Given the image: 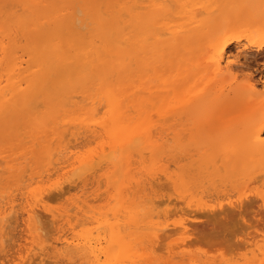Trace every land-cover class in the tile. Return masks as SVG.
<instances>
[{
	"label": "rangeland",
	"instance_id": "rangeland-1",
	"mask_svg": "<svg viewBox=\"0 0 264 264\" xmlns=\"http://www.w3.org/2000/svg\"><path fill=\"white\" fill-rule=\"evenodd\" d=\"M3 1L0 0V2H2V4L0 3V17H1V19H3V18H5V19H4V22H3V20L0 19V21H1L0 25H2L1 27H3L5 30H9V31H7V33H6V31L4 29L1 30V32L5 31V32H2V34L4 33V36L2 35V37H5V38L2 39L0 36V53L3 52L2 54H0L1 55L0 56V60H1L0 61L1 62L0 63V74L6 73L5 69L12 62L19 63L20 64V66H19V69H20L19 73L20 74L17 77V79L22 80L21 88L24 90L23 93H26V92H27V94L29 93L28 98H31V99L36 97L32 100L29 99L28 101L30 102V101L38 100L36 102L37 103L39 102V103L38 104L34 103V104L36 106V109L38 108L37 107L38 105L42 104V105H40V107L37 110V111H40V112H38V115L40 116L41 113H42V115L40 117H38L36 113H33L34 110L30 109V107L32 105L28 106L30 110H27L28 107L26 104L21 107L20 105L23 104V102H22L23 100L21 101V98H16V100L11 99L9 102L10 103L13 102V103L7 104L8 111H5L6 113L4 112L3 109H1V111H0L1 116L3 115V117H2L3 119L0 118L2 120V121L0 120V125H2V126L5 125V127H4L5 130H8L6 132L7 134L5 133L4 128H2L3 130L0 131V132L4 131V133L3 132L0 133L1 134L0 135V159L4 160V161L0 160V163L2 162V164H3V165L0 164L1 172L4 168L7 169L4 173V175H2V173L0 172L1 178L3 177L2 180L0 179V209L1 208L2 209L7 208L6 214H5L6 216L3 217L2 220H0V224L2 225V226L0 225V229L2 228L0 230V264H49V263L54 264L57 261H58L57 264H59V263L64 264L65 262H66L65 264H69L66 257H64L62 259V256H59L58 254H56L57 252H56L55 246H57V245L59 246V244L56 243V239L59 237V235L62 237H67L68 239H70V237H73V234H74V236L75 235L79 236V235L88 234L93 245H95L97 243H101V246H103L105 244V242L107 241V236H108V232H109L108 230L110 228L109 225L114 226L119 231V233L123 237V241L125 242L126 245H130V251L127 253L126 257H124L121 260L122 262L112 261L111 264H264L263 254L261 255L260 250H259L260 249L259 246H261V245H263V248H264V210L262 208L264 205L261 202L262 198H264V196H263L264 195V171H263V173L260 172V170H264V168L261 169V167H260L261 165L260 166L258 165L260 167V170L257 168L255 169V167H256L255 166V167H250V169L254 168L253 170H249V168H248V171L247 170L244 171L246 173L248 172V174H249V171H250V174L253 172V174H251V175L249 174L251 178L253 176H256V174H257L258 178L253 177L254 178L253 179L254 181H253L252 179L250 180L249 176L245 179L244 177H246V176L243 177L242 173L241 172L239 173V170L234 169L233 172L229 173L230 168H228L226 165H225L226 166L225 167L222 163H220V164H222V167L224 166V168H225L224 170L226 172L228 171L227 173L231 174L230 176L232 178L233 177L236 178V179L235 178L232 179L228 174V176L231 178V181H232L231 182L229 180L230 178L228 177L229 178L228 180L230 181L229 182V181H227V178L222 177V179H221L220 176L223 175V172H225L223 170L221 171V168H222L221 166L219 168L218 174H216L215 177L213 174L214 172L215 173L217 172L214 169L218 170V168H217V166H216V168L215 167L213 168L212 165L213 164H214V166L217 165L216 162L218 163V161L223 162L222 160H219V158L222 159V157H220L221 155L219 156V154H218L217 157L215 156L216 153H218V152L220 154H222V149L220 148V146H219L220 150L217 148L218 144L219 143L221 144V142L217 143V145H216L218 152L216 149V153L214 155L215 157H213L209 161H207V159L205 161V160H203L204 157L201 156V155H203L202 151L208 149V148L205 149V147H209V145L211 146L210 143L208 144L209 139H208V141L206 139L211 137V136L213 137L217 132L222 133L223 130H221L217 127V125L220 122L238 123V122L243 121V119L249 115L264 113V99H263V96L261 94L262 91L264 90V88L262 87L264 84L261 85V83H260L261 80H263V83H264V46L260 51H256L255 44L252 43L255 41H259L261 38L264 37V0H262V1L257 0L258 2L256 0H254V1L253 0H245V2H246V3L244 2L245 5L248 3V1L250 2V4L262 2L261 3L262 5H260V7H259V5L256 4L254 7L253 5L248 4L249 8L245 5H244L245 7L240 6L239 7L240 10H238L237 13L234 12L237 15H234L229 8L225 9V7L222 6L223 4H221L222 7L220 6V8L218 10L219 6L217 7L216 2L219 0H216V2L214 1L215 2L214 6L216 4V6H215L216 9L214 8L213 3H211L212 0H211V2L208 0H207L208 2L206 0H204V1L202 0L203 2L200 0H197V1L191 0L193 3L190 2V0H180V2H179V0H174V1L171 0V1L167 2V3H170V4L173 3V4L170 5L172 8L169 5H166V9H169V10H167V13H169L170 16L165 18V20H163V22L166 21L167 24L170 23V27H171L170 30L171 31H176V32L183 31L182 29H184L186 26L190 25V24L189 25L185 24L186 25L185 26L184 23H187V22L192 23V20H194V22H193L194 26H193V24H191L189 26L191 28H189V29H193V28L195 29L196 27H198V25H195L196 24L195 22H198V23L200 22V21H198V19H200L201 15L202 16L206 15V16H211V17L214 16L213 14H215V13H212L211 12L212 10L209 9L210 8L209 6H211V5L213 6V8L215 9V11L217 13L218 12L219 13L221 12V13L217 14V15L215 14V16L213 17V20L211 19V21L208 18L206 19V21L209 20L208 22H210V23H212V21H213V24L215 25V27H212L213 29L207 28L209 31H207V29L205 27V26L208 27V25H206L208 22L204 21L205 26L202 25L203 26L202 29H205L203 31L205 32L206 35L204 34L203 40L199 39L201 42L202 41L203 42L201 44H198L199 45L198 49L194 50V47H196L198 45H196V43L193 44V42H192L191 47L187 48L188 52H187V50L186 51L182 50V52L180 50L177 54L178 56L174 55V54H171L169 56V54L171 52L169 54H167L168 53L167 50H166L167 53L165 52V50L163 51V54H164V52L167 54V57H165V54H164V56H163L164 60H167V58H168L169 61H171L170 69H169V67H167L166 62H165V64H163V62H164V60H162L163 58H159L161 61L159 59H157L156 61L152 62L153 63L152 64L153 69L148 68L147 73L143 72L144 69L140 68V66H139V68L142 69L141 70L142 72L139 71L140 70L139 68H138L139 70L136 71V65H135L136 62L133 61L135 66H133V64H132V66L134 68H131V70H132V74L134 73V76H136V77L133 76L132 81L137 82V84L134 83V85H133L134 87H132L131 89L134 91L136 89L138 91V92L135 91L137 94L135 97L136 101L134 102L133 105H131L133 103V101L132 102L128 101V100H134V99H132V97L135 96V94H134V96L132 95L130 97L131 99H127V101L125 102L124 107H126V108L123 107L124 109H122L124 116H126V117L129 116L127 118H128V121L130 123H135L138 121V119H139V108H138L139 106H138V104L141 103V101L144 99L145 96H146V98L149 96V94H146L148 92L144 91V89H143L144 86H146L144 84V82L146 81V79H148V76L151 78L154 77L152 82H151V87H152V89L154 88V90L151 92H154L153 95L155 94L154 97L156 99V100L155 99L152 100V107H153V104L155 105V103H156V105H157L158 100L156 97H158V96L156 94H157L158 90L161 91L162 88H163L162 91L165 90V92L162 93V94H164L162 96L165 98L166 101H168L170 99V97L174 96L172 93V88L175 87L176 84L173 83V80L176 78L177 73H176L175 68L173 66H178L181 69L182 68L185 69L186 66H188V64H190L191 66L189 65L190 66L189 68H191L192 63H193L191 61L193 59H194L193 60L194 62L195 61L198 62L200 59L202 60V58L204 57V55L206 53V50L209 49L208 51H210L209 46H211V45H209V44H211V43L214 46V45L222 42L225 37H227L228 39L230 36H231V38L238 37V41L237 42L233 41L230 44H228V46L226 47V50H225L226 55L230 59L233 58L235 60V62L233 63L234 67L230 68V71H228V72H223L222 75H220L217 78L212 77V76L210 77L209 74H203L202 76L198 77L200 75V74L198 75V72L200 73L201 70L199 71V69L197 70V69H195V67L194 68L192 67V71H194V70L198 71V72H195L196 75H198V76H196L193 80H191V83L193 84L192 81L195 80L194 81L195 82L194 90L198 91L200 93V95H202V97H203V100H201L199 102L198 106L195 107V109H194L195 115H197V117L201 116L200 120H198V122H196L197 118H195V116L193 115L194 117L193 116L191 117L190 123L188 121L189 119L185 120V118H183V121L179 120L177 122L178 119L173 118L174 119L173 120L170 117V115H172L171 113H166L169 116H166V114L164 115L167 118L169 117L168 119L166 118V120H165L164 116L159 117V116H157V114L154 110L150 111L151 113L153 112L152 114L149 112L151 117H154V115H155V118L151 119L150 129L151 128L152 129L151 130L149 128L147 129V136L150 137V139H149V141L142 139V143H140V145L144 144V147L146 149H144V147L141 149L142 146L141 147L137 146L136 148H134L135 146L133 145L134 147H130L131 149L133 148L132 149L133 152H132V150L130 148H127L125 151L126 155H125V152L123 153V157H124V155H125V157L121 158L123 160L119 159L120 162L118 161L117 165H116L115 161L110 159L112 157L108 158V156H111L108 153L113 152L112 151V149L114 150L113 146H116V145L113 144L112 139L106 134L105 127H103L106 123H108V121H107L108 120V107L106 105L104 96L102 95L103 87H102V85L99 84V80H95V79L91 80L92 78L89 77L90 75H87V77L89 79L84 77V81H82V82L80 81V83L75 84L76 87H78V88H76L75 85L71 83V84H69L70 86H68V88L66 87L67 90H66V88H64L65 92L62 88H58L55 86V84H57V83L59 84L65 78L62 75H65V76L68 75L67 70H66V73H64L65 71L63 69H66L69 66H73V65H69L72 62H71V60L66 59L67 56L72 55V56L77 57V56H79L78 53H80V55H81L83 50L86 51L85 48L83 46H81V44L76 45V47H77L76 48V47H74L76 44L75 42L68 41L69 43L71 42V44H68L64 38L61 39L62 42H60L61 43L60 45H61V47L65 45L64 48H65V52L67 53V54L64 53L62 55L64 57V59H66L64 61V63H67L66 64L67 67L63 64V66H65V68H63L62 71H60L61 73L59 72L60 74L59 73H56L57 75L54 74L56 76L55 80H54V75L50 76L51 78L53 77L52 79L54 81L51 78H49L48 83H50V80H51L52 83L55 82V84H53L54 86L51 85V83L47 84L49 86L46 85V88L48 89L50 87L51 90L47 91L45 88V89H41L38 92L39 86L38 85L36 86V84H38V82L36 81L35 83H33L29 79V77H31L33 75L32 73L34 72V70L37 71L39 69L38 64L40 62H41L40 67L45 68L48 65H50L48 63L46 64V61L43 60V57H39V56H41V54H40L41 51L43 49L44 50L47 49L49 46L51 49L52 47H54L53 45L56 44L55 42L60 41L58 39L59 37H58L57 33L55 32L56 27L54 26V20L49 18L48 15L52 11H55V12L57 11L58 13L57 14L55 13V16L58 18L64 17L66 19L72 13H73V15H75V16H73V18L77 17L78 20H80L79 19V17H80L81 20L82 21L85 20L83 22H85V24L88 23L87 26L90 27L88 29L86 27H81L82 30H81V28L79 29L81 32L80 34L83 37L86 36L84 38H87V37L92 38V36H93L94 43L95 42L97 43L95 45H98V43L102 42V40H100L97 37V32L91 28L92 25H91V23L88 22L89 19H88V16L85 15V13H90V10L91 11L93 10L94 12L97 11L98 13H100L99 11L102 10V7L103 6L105 7V5L102 4V2H104V1L106 2V0H102V1L100 0L101 5H100L99 1L96 2V0H92V1H90V0L89 1L88 0L87 1L86 0H77L78 2L76 0H75L76 2L74 0H58V1L57 0H44L42 3H40V5L42 7H44V12L42 13V15L39 14L37 19H35V20L33 19L34 18V15L32 13L33 8L30 7L29 4H26L25 0L24 1L20 0L19 1L20 4L17 0H14L17 2V4L14 3L13 0H11V1L10 0H8V1L3 0ZM56 1L59 2L58 3L59 5L58 4L55 5ZM221 1L219 3L223 2V1L222 2ZM8 2H10L11 4ZM90 2L91 3L93 2L97 6L100 5L101 7L99 8V11H98V8L96 10V6L91 5ZM199 2H200V4H202V3L203 4L200 6ZM205 2H206V4H205ZM12 4L13 5L15 4V5L13 6ZM204 4L206 6L208 4V6L206 7V6H204ZM45 5H46V7H45ZM81 5H83V7ZM180 5H181V8L179 7ZM187 5L188 6L192 5V7L190 6L191 9H188L189 7H187ZM15 6H16V8H15ZM79 6H81V7H79ZM89 6L90 7L93 6V7L90 8ZM195 6L196 7L198 6L197 7L198 9L195 8V11H194ZM202 6H204L206 9ZM2 7H3V9H2ZM4 7H7L9 10H5ZM11 7H13V8H11ZM199 7L201 8V11H203V13L205 12L204 15H203V13L201 14V12L199 11L200 10ZM18 8H20L21 10L19 9L20 10L19 12L16 11L17 15L19 13L22 15L23 12H24V15H22V17H21V15H18V17H17L18 20H17L15 13H13L15 15L14 17H12L10 15L12 14L13 11L17 10ZM25 8H26V10H25ZM52 8H54L55 10H53ZM105 8H103V9H105ZM185 8H187V9H185ZM51 9H52V11H50ZM114 9H116V8H114ZM208 9L210 10L209 13H211V15L207 14ZM10 10H11V12H10L11 14H9L8 16H5L7 14V12ZM75 10L76 11L78 10V12H80L81 14L83 12V15H81V14L77 15L76 14L77 12H75ZM83 10H85V11H83ZM177 10H178V12H177ZM188 10H190V11H188ZM191 10H193L196 13L193 14V11H191ZM28 11H30V12H28ZM60 11H61V13H60ZM93 11H92V14H93ZM104 11L106 12V9ZM104 11L102 10V12H101V15H103V16L105 14ZM185 11H188V13H184ZM2 12H3V14L6 13L3 18H2V16H3ZM180 13L182 15L183 14L184 15L186 14V15L184 17L181 16L182 17L181 18L179 16ZM198 13H199V15H197ZM230 13H232L234 16H232V14H230ZM1 14H2V16H1ZM63 14H66V17H65V15L63 16ZM106 14H108V12ZM106 14H105V16H106ZM174 14H179V15L175 16ZM190 14H192V16L193 15H196V16L192 17V16H190ZM252 15H254V16L256 15V16L254 17ZM24 16H26V18ZM82 16H83V19H82ZM29 17H30V19H29ZM108 17H109V15H107V18ZM188 17H189V19H186ZM197 17H198V19H195ZM211 17H209V18H211ZM7 18H8V20H7ZM13 18L16 19L17 21H15ZM23 18H24V21L21 20ZM234 18H235V20H234ZM19 19L21 20L20 23L18 22ZM221 19L222 20L224 19V22L228 19L227 25H226V23L224 24V22H222L224 25H226L225 29H223L224 28L223 25L221 26V23H220ZM27 20L28 21L31 20L30 21L31 23H32V21L34 23L36 22V24L38 22L39 23L37 24V26H36V24L31 25V23H29ZM175 20H177V21H175ZM183 20H185V21H183ZM203 20H205V19H203ZM80 21H78V22H80ZM176 22H178L179 24H175ZM181 22L183 25H181ZM26 23L30 24V26L28 25L29 26L28 27ZM44 23H45V25L47 24V26H45ZM201 23H202V21H201ZM11 24H12V26L10 27ZM13 24H14L15 28L17 27L16 29L13 27ZM25 24H26V27H28V29H26V27H25L26 31H25V29H22V28H24L23 26ZM43 25L46 28L43 27ZM255 25H257V27L259 29L263 30V31H261V34H263V35H261L258 32L253 33V30L259 31V29H257ZM168 26H169V24H168ZM216 26L218 28H216ZM1 27H0V29H2ZM31 27H36V30L31 28ZM221 27H223V28H221ZM12 28L14 29V32H12L13 31ZM174 28H175V30H174ZM214 28H216V32H213V31H215ZM18 29H20V30L18 31ZM86 29L89 31H86ZM178 29H180V30L178 31ZM217 29L220 31L222 30L220 33L224 32V31L225 32L222 33V35L220 34L221 36L220 35L217 36V34H218ZM15 30H16V32H15ZM21 30H23L24 32ZM38 30H39V32H38ZM36 31L40 34L38 35ZM201 31L202 30L200 29V32ZM203 31L201 33H204ZM206 31H207V33H206ZM11 32L14 33L15 35H18L19 32H21L20 33L21 35L19 34V37L17 39V38H15L14 34H11ZM212 32H213V34H210ZM250 33L253 35H251ZM257 33L259 34L260 37L261 36L262 37L258 38ZM5 34H7V36ZM8 34H9V37H8ZM35 34H36V36H35ZM85 34H87V35H85ZM207 34H208V40H207V37H205V36H207ZM25 35H27V36H25ZM42 35L44 37H42ZM54 36H55V39H54ZM28 37H30V40ZM52 37H53V39H52ZM9 38H12V39L9 40ZM19 38L22 41L21 43H19L20 42ZM38 38H40V40H39L40 42H38V40H37ZM209 38L210 39L213 38V39L210 40ZM214 38L216 40H214ZM96 39H97V41H95ZM12 40H14L13 43L16 41L15 45L18 42L16 47L14 46V44H12ZM99 40H100V42H99ZM204 40H206L207 42L206 41L204 42ZM220 40H222V41H220ZM33 41H35L36 43ZM200 41H198V42H200ZM212 41L213 42L217 41V43L213 44ZM31 42H33V43H31ZM208 42H209V44H208L209 46H207ZM5 43H6V45L7 44L8 45L6 46ZM25 43H27L29 45H27ZM66 43H67V47H66ZM23 44H24V46H23ZM30 44H33V46L36 44L39 48L41 47V49H39L40 53L37 50L38 48H36L37 46L34 47L32 53L34 52V50H36L35 51L36 53L35 52L34 53L36 55L39 54L37 56L39 57V60H42V61L39 62V60H38V63H35V62H37L38 57L34 56L35 54H31L32 49L30 50L29 48L30 47L32 48L33 46H31ZM44 44H45V46H44ZM100 44H102L100 47H98V46L96 47L94 45V48L97 50H102L101 48H103V43H100ZM10 45L14 46V47L9 48L8 46H10ZM25 45H26V47H25ZM70 45H71V49L68 50V48H70ZM204 45H205V47L203 48ZM22 46L24 47V50H23ZM27 46H29V48H28L29 50L25 52ZM72 46H73L74 50L72 49ZM2 48H4V49H2ZM14 48L15 49L17 48L16 49L17 51ZM78 48L79 49L81 48L82 52H81V50H77ZM205 48H206V50H205ZM19 49L22 51H20ZM203 49H204V51H203ZM8 50H10L11 52H8ZM13 50H14V52H13ZM71 50L74 51V53ZM75 50H76V52H75ZM27 52H29L28 53L29 56L35 57V58L33 57L34 61L32 60L33 58H29L26 60V58H28V57H26V56H28ZM184 52L185 53L187 52L186 55L183 54ZM200 52H202V53L200 54ZM5 53H6V55L7 54L8 55L4 56ZM13 53H14V55H13ZM197 53H198V56H197ZM18 54L20 56H21V54L26 55V56L22 55L20 57V56H18ZM201 55H202V57H201ZM253 55H256V57L254 59H252ZM11 56H12V58H10ZM101 56H102V54H101ZM180 56H181V58L184 56L186 58V59H184L185 61H183V59L181 60ZM4 57H7L8 59L7 58L5 59ZM174 57H175V60H173ZM199 57H201V58H199ZM245 57L247 60H245ZM77 58H79V57H77ZM3 59H5L6 61H4ZM111 59H109V60L112 61L113 59L112 60ZM30 60H32L33 62ZM186 60H190V61L187 62ZM21 61H22V63H21ZM25 61H27V62H25ZM28 61H30L34 67H35V65L36 66L38 65L37 66L38 69L36 67L35 68L31 67L32 65H30V63H28ZM181 61H183V62H181ZM199 62H200L199 67L200 66L202 67L203 66L202 61H199ZM44 63L46 64V66H43V65H45ZM182 63H184L183 64L184 66L182 65ZM4 65H6L7 67H5ZM113 66H114V64H113ZM159 66H160V68H159ZM23 67H24V69H23ZM49 67L50 66H48L47 68H49ZM94 67H96L98 69L100 68L102 70L107 69V68H105V66L102 67V65L100 63H97L96 65H94ZM137 67H138V65H137ZM115 69H116V67L113 68L112 70L108 69V71L106 72V73L111 72L109 74L112 75L111 76V75L107 74L109 77L107 80L108 87L116 88L123 83H126V84L131 83V81H129V80L125 82V80H127L125 77L126 74L122 70L121 71L123 73L120 71L119 72L121 74H123V76H121V74H117L116 73L117 69H116V71H115ZM112 71H115L114 72L115 74L114 73L112 74ZM30 72H32L31 73L32 75H30ZM158 72H159V74H158ZM81 74H84V73H81ZM171 74L173 76H170ZM58 75L60 78H61V76L64 77V78H61L60 82H58V80H60V79H57V78H59ZM73 75H74L73 73L69 74L68 75L69 79H74L75 75L74 76ZM113 75L115 76V78ZM72 76H73V78H72ZM82 76H84V75H82ZM169 76L170 77L175 76V78L169 79ZM110 78H114V79L112 80ZM156 78L158 79L159 82L157 81ZM134 79H136V80H134ZM163 80L165 81V83ZM169 80L171 81V83L169 82ZM113 81H115V82H113ZM166 81H167V83H166ZM156 82H158V83H156ZM160 82L161 83L163 82L164 85L160 84ZM26 83L28 85L33 83V85H35L34 89L36 90V88H37L38 90L33 91L32 88H29L30 86H28V88H27ZM180 83H183V81H181ZM250 83L255 84V86H254L255 90H257L258 92H253L251 90V88L249 87ZM114 84L116 85V87L114 86ZM158 84L161 86H159ZM154 85H156V86H154ZM168 85L171 86L170 89H168L169 88ZM177 86H180V84H178ZM193 86H194V84H193ZM24 87H26L27 90L24 89ZM72 87H75V89H73ZM90 88H92V89H90ZM158 88H160V89H158ZM53 89H54L55 93L54 92L52 93ZM68 89H70V90H68ZM167 89L171 90V92L168 91ZM44 90L47 92L43 93V92H45ZM49 91H51V93H49ZM56 91H58V93H56ZM30 92L32 93V95L34 97L33 96L30 97V94H31ZM34 92L35 93L37 92L36 93L37 95H35ZM94 92L96 93L95 95H94ZM169 92H170V94H169ZM201 92L203 94H201ZM27 94H24V96H25L24 98H27ZM38 94H40L39 95L40 97L38 96ZM65 94H67L68 97ZM73 94L75 95V97L71 96V98H69V96L73 95ZM53 95L54 96L56 95V96L54 97ZM76 95H77V97H76ZM158 95H160V94L158 93ZM37 96H38V99H37ZM93 96H94V99H93ZM52 97H54V98L51 100L50 98H52ZM60 97H61V99H59ZM137 97H140V98H137ZM57 98L59 99V101H61L65 98V100H67L66 102L69 101L68 103L70 105L72 104L73 106H70L67 104V106L69 108L67 106L64 107L65 101H64V104H62L61 103L62 101L58 102ZM75 98H77V99H75ZM78 98H79V100H78ZM81 98L82 99L84 98L83 102L81 101L82 100ZM17 99H19V100H17ZM138 99L140 100V102L137 101ZM49 100H51L52 102H50ZM77 100H78V103L76 102ZM88 100H89V102H88ZM94 100H95V102H93ZM19 101H21V102L19 103ZM70 101H72V102H70ZM137 102H138V104L136 105ZM261 102H263V106H262ZM46 103H48V104H46ZM79 103H81V104H79ZM82 103H86L87 106L82 104ZM88 103L89 104L91 103V104L88 105ZM126 103L127 104L130 103L131 106L130 105H129L130 107L126 106ZM61 104L63 107L61 106ZM44 105H48L49 107L48 106L45 107ZM96 105H98V107L100 109H98V107ZM16 106L18 108V112L21 111L22 109L23 110L25 109L24 112H22L23 110L21 111V113L19 112V115L16 114L17 116L14 114L15 112L13 110V108L14 107L16 108ZM41 106L43 109L41 108ZM90 106L92 108H94L93 111H92V109H90ZM133 106H135V107H133ZM33 107H34V105L31 108H33ZM50 107H52V108H50ZM54 107H55V109H54ZM17 108L15 109L16 112H17ZM59 108L62 110L58 111ZM95 108H97V109L95 110ZM130 108L134 109L135 111L132 110L133 112H131ZM150 108H151V104L147 103V110H149ZM7 109H5V110H7ZM126 109L129 110V113L131 112V114H133V116H134V117L132 116L133 118L131 117V114H127L128 111H126ZM41 110H42V112H41ZM90 110L92 112L97 111V113L91 114L92 112ZM11 111L13 112L14 115L11 113ZM9 112L11 113V115ZM63 112H64V114H63ZM22 113H24V114H22ZM28 113H29V115H28ZM33 114H36V115H33ZM46 114L49 116H47ZM55 114H56V117L60 114L59 117H57L58 120L57 119L55 120V116H54ZM4 115H5V117H4ZM24 115H26L27 121H26L25 117H23ZM8 116H9V118L11 117L10 121L13 120L15 116L17 117V119H18V117H20V116L21 117L18 120L15 117V119L13 120L14 122H12L10 124L9 123L10 121H8V122L6 121ZM31 116H33V117L31 118ZM34 116L38 117L37 118L38 120L37 119L33 120V121L28 120V118L34 119ZM104 118L106 120L105 121L106 123L103 121ZM162 118L164 120H162ZM170 118L172 119V121H174V122L176 121L177 123L176 122L174 124L171 123L172 121L170 120ZM4 119H5V122H4ZM46 120L49 121L48 124L50 126H48V124H45V122H47ZM154 120H155V122H153ZM158 121L160 123L163 122L164 124L163 123L160 124ZM2 122H4V123L1 124ZM18 122L20 123V126H19ZM50 122H52V124H50ZM56 122L58 123L59 126L57 124H56L57 126L55 125ZM156 122H157V124H156ZM5 123H8V125H13L12 127L15 126L16 130H18L21 127V129H23V130L21 131V129H20V134L21 135L23 134L25 137H23V135L21 136L19 134V130L16 131V133L18 132L16 134L15 129L13 128L14 130H11L12 127L10 126L11 127V129H10V127ZM65 123H66V125L69 123L71 125V127L68 128L65 125ZM99 123H100V125H99ZM17 124L19 127H16ZM28 124H29V126H27ZM61 124H64V126ZM69 124H68V126H70ZM164 126H166V127L172 126V127L167 129L168 127L166 128ZM28 127L30 129L33 127L34 128L30 130ZM42 127H44V128H42ZM54 127H56V128H54ZM173 127H174V129H172ZM65 128H66V131H65ZM157 128H158V130H157ZM163 128H165V129H163ZM67 129H68V132H67ZM10 130L13 131L15 134L14 133L11 134ZM73 130H74L75 135H73L74 133H72ZM64 131L67 132L66 133L67 136L65 137L66 138L65 141L61 140V139H64L63 137L61 138L62 132L65 134ZM96 131H97V133H96ZM32 132H33V134H32ZM87 133H88V136H87ZM151 133H153L152 134L153 136L152 135L149 136V134H151ZM5 134L7 135L6 138H5ZM64 134H62V135H64ZM84 134H85V136H84ZM223 134L224 133H222V137H223ZM8 135L9 136L13 135V136H11L12 137L11 138ZM30 135H32L31 139H30ZM37 135L40 136V137L38 136L39 139L44 138V141L42 139H41V141H39L38 138L36 137ZM79 135L80 136L82 135V136L79 137ZM156 136H158V137H156ZM180 136L182 137V139ZM224 136H226V135H224ZM35 137L37 138V141H36ZM52 137H54V138L52 139ZM151 137L153 139H151ZM215 137H216V135H215ZM217 137H218V135H217ZM222 137L220 136L217 139L221 140ZM261 137L264 139V129L262 130ZM71 138H73V142L70 140ZM154 138H156V139L154 140ZM10 139H12V140H10ZM24 139H25V141H27L26 139H29L30 141L29 140H28V142L22 141ZM59 139L61 140L60 142H59ZM67 139H69V140H67ZM7 140H9V141H7ZM48 140L51 141L52 148L54 147L55 149L51 150V148H50V149L46 150L45 147L50 146V144H48L49 146L47 145ZM66 140H67V142L69 141L68 143H70V145L68 143H66ZM97 140L99 143L97 142ZM11 141H12L11 144H14L15 148H13L14 147L13 145H12L13 147H11V148H10L11 145L8 146L9 144H7V143H10ZM49 141H48V143H49ZM54 141H56V142H54ZM62 141L65 142L66 145ZM206 141H207V143H206ZM217 141L218 140H216V142ZM32 142L34 144H35V142L38 143V144H36L37 146H35L33 144L35 146V147H33ZM39 142H40V144H39ZM152 142H153V144L154 143L155 144L153 145ZM210 142H212V141H210ZM213 142H215V141L213 140ZM71 143H76V144L71 145ZM156 143H159V146L161 145V149L158 145H157V149H156ZM67 144L69 147L64 148V146H67ZM134 144L138 145V143H134ZM147 144H149V147H151V148H149L148 146L146 147L145 145H147ZM181 144H183V146H186V147L181 146ZM200 144H203L204 148H202V146ZM213 144H216V143H212V145ZM54 145H56V147ZM103 145H105L107 148H105ZM71 146H73V148ZM180 146H181V148H180ZM196 146H198V149H200V148L201 149L196 150L195 149ZM41 147H42V149H41ZM111 147H112V149L110 151ZM102 148H104L106 150V152ZM115 148H117V146ZM137 148L139 149V152H138ZM158 148H159V150H158ZM37 149H38V151H37ZM129 149L131 150V155H130ZM135 149L137 150L136 153H134ZM150 149H154L155 152H154V150H150ZM183 149H184V152H183ZM2 150H4V152H2ZM8 150H9V152H8ZM21 150H22V152L23 151H26V152H23V154H22ZM57 150H58V152H56ZM118 150H117V152L115 151L114 153L118 154L120 152V150L119 151ZM148 150H150V153L148 152ZM48 151L49 152L53 151V154L55 153L54 156L51 154V157L53 156L52 158L49 157L50 155L48 154ZM196 151L200 152V155ZM20 152H21V154H19ZM73 152H74V154H73ZM153 152H154V154L156 152H159V153H156V154H158L156 156V154L153 155ZM142 153L145 154L146 156L145 155L143 156ZM186 153H188V154H186ZM31 154H32V156H31ZM45 154L49 155L48 156L49 160L51 162L53 161L52 163L53 164L55 163L56 166L55 165L51 166L52 163L50 161H48V157H46ZM103 154H104V156H102ZM169 154L171 155V157ZM3 155H5V157L2 158ZM14 155H16V156H14ZM20 155H22L23 157H21ZM76 155L79 156L80 159H82L84 162L87 161V162H89V164L95 163L93 165L94 169L92 168L93 170H90L91 169V168L89 169L90 165H88V167H87L88 163H85L86 165H84V164L81 165V163L74 160V157H76ZM147 155H148V157H147ZM184 155L187 157H182ZM190 155H191V157H190ZM30 156H31V158H29ZM101 156L103 157V163L104 164L100 163L101 160L99 161V159H102ZM161 156H163L164 159ZM24 157L27 158L24 163L27 162L28 164L23 165V161H24L23 159H25ZM143 157L144 158L147 157V158H145L147 160H144V159L142 160ZM153 157H154V159H153ZM94 158H95V161L97 160L98 162L97 161L92 162V159L94 160ZM107 158L109 160H107ZM151 158L154 162L153 164H151V162H152ZM209 158H211V157H209ZM217 158H218V160H217ZM104 159H106V160L104 161ZM213 159H215V160H213ZM21 160H23L22 163H21ZM28 160H29V162H28ZM44 160H45V162H44ZM88 160H91V163ZM13 161H14V163L12 164L11 162H13ZM17 161L20 162L21 164L19 163V165H18ZM46 161H48L47 162V164L49 163L48 165L46 164ZM111 161H113V162L111 163ZM129 161H130V163H129ZM30 162H31V164H29ZM208 162L209 163L212 162V163L209 165ZM97 163H100V164L97 165ZM121 163L123 166L121 165ZM155 163H156V165H154ZM118 164L120 165V168H119ZM124 164H125V168H124ZM263 164H264V162H263ZM40 165L42 166V168L39 169ZM106 165L108 167H110V166L111 167L108 169ZM46 166H48V168L53 167V169L51 168L52 170L51 169L47 170ZM54 166H55V168H54ZM113 166H115V167H113ZM117 166L120 169L119 172H117V170H118ZM153 166L156 168L153 169ZM238 166L240 167V164ZM238 166L236 167V169H239ZM13 167L14 168L17 167L18 169L17 168H16L17 170L12 169ZM56 167L59 169H56ZM96 167L99 168V170H97ZM105 167L108 170H106ZM218 167H219V165H218ZM8 168H10L12 170H10ZM24 168H25V172L22 175L24 177H22L21 171L23 172ZM111 168H112V170H114L113 172L111 171ZM141 168H142V170H141ZM151 168H152V171H151ZM161 168H163V169L161 170ZM75 169H76L77 173L75 172ZM156 169H158V171H159L158 174L155 173V172H157ZM179 169L183 172H181ZM241 169L242 168H240V171H242ZM4 170H3V172H4ZM122 170L124 171V173ZM127 170H128V172H127ZM7 171L9 172V174ZM86 171H88V172L86 173ZM149 171H151V173ZM161 171L164 173V175L162 174ZM168 171H169V175L167 174ZM177 171L179 172V174L180 173L184 174L185 177L188 176V174H189V177L184 178V180H183V178H181V177H184V176H181L182 174H180V176H179ZM185 171L188 172V174ZM12 172L14 174H12ZM84 172L86 173L87 178L85 176H83ZM147 172H149V176H148ZM16 173H17V175H19L21 173L20 174L21 178L18 176L19 179H17L18 177H17V175H15ZM49 173H51V175ZM92 173L94 175L93 177H92ZM125 173H128V174L125 175ZM132 173L134 174V177H133ZM154 173L156 174V177H155V175L153 176ZM227 173L225 175L226 177H227ZM258 173H262L261 174L262 176L259 177ZM62 174H64V175H62ZM89 174H90V176H89ZM106 174H107V176H106ZM165 174H167V177H170L169 180L172 182H170L167 179L166 180L172 184V185L170 184L171 186H169L168 182H165L166 180L165 181L163 180V176H164V179L167 178V177H165ZM219 174H220V176H219ZM233 174H235V176H232ZM240 174L242 175V177H240V178H243V180H240V178H238ZM7 175H8V177H7ZM113 175L115 176V178ZM123 175H125V176H123ZM161 175H163V176L161 177ZM75 176L78 178L81 177L82 179L81 178L78 179ZM135 176H136V178H135ZM152 176H153L154 180H155V178L160 176L161 181L155 180V181H157V182H155L152 179L151 182L149 183L148 180L150 181V177L152 178ZM210 176L214 177V178H217V176H219L220 178H217L218 180L215 179V182H214V178H212L213 181H211ZM117 177H119V178H117ZM137 177H139V179ZM72 178H73V180H72ZM88 178H90L92 180H90ZM171 178H173V179L171 180ZM125 179H126V181H125ZM136 179L138 182H134V181H136ZM140 179H142V180L144 179V182L142 180L140 181ZM175 179H177V181ZM185 179L186 180L189 179L187 181V182H189V185H190L189 187L187 185L188 183H185L186 182ZM225 179H226V181H225ZM237 179H239V182H237L238 181ZM255 179H256V181H255ZM108 180H109V182L107 183ZM127 180H128V182H127ZM219 180H222V181H219ZM223 180H224V182H223ZM234 180H237V181H234ZM61 181L63 183H62V188L60 189ZM76 181H78V182H76ZM118 181H119V184H118ZM130 181H131V183L133 181L132 184L135 183L134 184L135 187H134V185L132 187V184H130ZM248 181H250V182H248ZM112 182L114 183L115 187L113 186ZM141 182H143L142 183L143 186H142ZM161 182H163V183H161ZM177 182H179V183L177 184ZM205 182H207V183H205ZM208 182L210 185L208 184ZM212 182H214V183H212ZM83 184H84V186H83ZM116 184L120 185V187L118 185H117L118 187H116ZM176 184H177V186L181 185L179 187H181L182 189H179V187H177ZM57 185L59 187L58 189H57ZM130 185L132 187V192H131ZM139 185L143 187V191L139 190L140 189ZM98 186H100V187H98ZM109 186L112 187V189ZM163 186H165V187L169 186V187L168 188L166 187L167 188V190H166L165 187H163ZM233 186H235V187H233ZM53 187H56V188H53ZM151 187L153 189H151ZM170 187L173 190L170 189ZM188 188H190V190H188ZM40 189L43 191L42 192L43 194L40 193L41 192ZM107 189H109V190H107ZM123 189H125V190H123ZM135 189H138L140 192H138V190H136L138 192L137 193L135 191ZM168 189H170V191H168ZM113 190H115V191L113 192ZM128 190H130V191H128ZM191 190L193 191V193H188ZM29 191L31 193H29ZM141 191H142V194H144V196L140 198ZM144 191H146V193ZM171 191H173L174 194L176 193V195L172 194L173 192H171ZM128 192L130 193V196H129ZM34 193H35V195H34ZM97 193H100V194H97ZM119 193H120V195H119ZM125 193H127V195L125 196V199H124L123 197H124ZM260 193H262V194H260ZM106 194H108V195L106 196ZM179 194L180 195L184 194V195L182 197H179L178 196ZM186 194L188 195L187 197H186ZM136 195L139 198H137ZM242 195H243V198H241ZM26 196H28L29 199L31 198L32 200H34L35 198H38V196L42 197V198H46V200L45 199L42 200V204H44V205H42V204L39 205V208L43 210V211L42 210L39 211V213H40L39 222L38 223L31 222L29 224V227L31 228V233L29 234L30 237H28L29 235L26 231V224H25L26 215L24 213L25 211H23V210H25L24 207L26 204V200L28 198ZM174 196H176V197L178 196L177 197L178 199L181 198L180 199L181 202L178 199H177L178 201H176V197H174ZM183 197L185 200H183ZM135 198H137V199L135 200ZM110 199H111V201H109ZM114 199H116V200L114 201ZM239 199H243L241 201L242 203L239 202V204H241V205H238V202H236V201H240ZM83 200L85 202H83ZM124 200H126V201L124 202ZM128 200H130V201H128ZM134 200H135L136 204L137 203H139V204L136 205ZM138 200H139V202H137ZM193 200H195V202ZM76 201L79 203V205L81 204L82 207L83 206L86 207V208L83 207V210L86 211L85 215H80V214H77V216L74 215L75 209L72 210V208L74 207L73 204ZM116 201H117V203H116ZM143 201L145 202V205H143L144 204ZM183 201H185V205L183 204ZM190 201H192V202H190ZM231 201L234 202L233 203L234 205L237 203L236 208H238L239 210L234 209L235 206L232 205ZM106 202H108L109 207L105 206V204H107ZM177 202H180V203L178 204ZM187 202H189V205L191 203L192 208L188 205ZM220 202H222V204L224 205V208L227 210V212L221 206L222 204L220 205ZM123 203H125V204H123ZM197 203H198V205H196ZM228 203H229V205H227ZM261 203H262V207H261ZM2 205H5V206H2ZM133 205H135V206H133ZM192 205H194V207ZM230 205H232L234 208ZM43 206H44V208H43ZM196 206L199 208H197ZM239 206H242V207H239ZM135 207L136 208L137 207L143 208V209L137 210ZM219 208H222V209H219ZM8 209H10V210H8ZM44 209H45V211H44ZM232 209H234L235 211ZM46 210L48 211V213ZM51 210L54 213H59L61 211L62 212L67 211V214H69L71 216V218H69L70 216L67 218L68 221L70 220V222H66V220H60V218L58 217L57 220L55 219L56 223L54 224V222H55V221H53L54 218H52L50 215V213H52V212H49ZM63 210H65V211H63ZM68 210H71V211L69 212ZM144 210H146L145 213H143ZM219 210H220V212H219ZM229 210H231V211L229 212ZM57 211H59V212H57ZM141 211H142V213H141ZM240 211H242V212L240 213ZM137 212L139 215H137ZM148 212H149V214L147 215ZM108 213H110V214H108ZM117 213H118V215H117ZM119 214L122 216H120ZM81 219L84 220L85 225H84V223L82 224ZM98 219H100V220H98ZM62 221L64 223H67V224H63L64 225L63 226ZM71 221H72V225L74 224L75 226L70 225ZM2 222H4L3 223L4 225L2 224ZM156 222L158 224H156ZM34 223L38 224L39 229L36 231H38V233H37L38 237H41V238H38L37 235H35L36 233L33 232L34 230H32V229H34V227H33ZM145 223H146V225L148 224L147 226H149V227H151V225H153V226H161L162 225V226H165V228L163 229V232L156 239L151 238L149 240V236H150L149 234L152 232V229L151 228L150 229L144 228V226H146ZM179 223L185 224L187 226L188 232L186 231L185 233H182L180 231H177L176 225ZM35 224H34V226H35ZM136 224H137V226H136ZM142 224H144V225L142 226ZM93 225H94V228H93ZM121 225H123L122 229H121ZM125 225H126V227H124ZM140 226H142L143 228L141 227L142 229H139ZM58 227H61V228L63 227V228L61 229ZM100 229H102V230H100ZM132 233H134V234H132ZM140 236L142 239L139 238ZM54 238H56V239H54ZM138 240L140 242H138ZM38 244H40V245H38ZM49 245H50V247H49ZM31 246H33L35 249H33V247H31ZM39 246H42V247L46 246V248L49 247L48 249H50V251L48 249H44V247H43V251H44L43 252L42 247L40 248ZM58 246H57V248H59ZM53 247H55V248H53ZM257 247H258V249H257ZM52 253H53V255H52ZM28 254H30V255H28ZM44 254L48 255V257L45 256ZM57 258H58V260H57ZM103 259H104V257L101 256L100 260L102 261ZM72 261L73 262L77 261L78 262V263L76 262L77 264H80L79 262L82 263V261H80V260L78 261L77 258H75V259L72 258L70 262H72ZM142 261H143V263H142ZM82 264H85L84 261Z\"/></svg>",
	"mask_w": 264,
	"mask_h": 264
},
{
	"label": "bare ground",
	"instance_id": "bare-ground-1",
	"mask_svg": "<svg viewBox=\"0 0 264 264\" xmlns=\"http://www.w3.org/2000/svg\"><path fill=\"white\" fill-rule=\"evenodd\" d=\"M3 1V0H2ZM8 1V0H7ZM11 1V0H10ZM14 1V0H13ZM18 2L20 1V0H17ZM24 1V0H23ZM22 1V2H23ZM26 2V4H29L30 5V7H32L33 9H32V13H33V15H34V20L35 19H37V17H38V15L40 14V15H42V13L44 12V7H42L41 5H40V3H42L44 0H25ZM58 1V0H57ZM55 2L56 4L55 5H57L59 2ZM75 1V0H74ZM73 1V2H74ZM77 1V0H76ZM75 1V2H76ZM87 1V0H86ZM89 1V0H88ZM90 1H92V0H90ZM99 1V3H100V5H101V1L100 0H96V2H98ZM158 1V2H157ZM161 1V2H160ZM169 1H171V0H106V2L104 1V2H102V4L103 5H105V7L103 6L102 7V10L104 11L105 9H106V12L104 11V13L106 14L107 12H108V14H106V16H105V14H104V16L103 15H101V12H102V10L101 11H99V8L101 7L100 5L99 6H97V5H95L93 2L91 3V5H95L96 6V10H97V8H98V11L100 12V13H98L97 11H93V14H92V11L90 10V13H85V15L86 16H88V19H89V23H91V25H92V29L93 30H95L96 32H97V37L100 39V40H102V42H100V40H99V42L100 43H103V48H101L102 50H97V49H95L94 48V45L95 44H97L96 42L94 43V38H93V36H92V38L91 37H87V38H84V37H86V36H82L80 33V28L81 27H86L87 29L88 28H90V27H88L87 26V24H85V22H83V21H85V20H81V18L79 17V19L82 21H80V20H78V18L76 17V18H73V16H75V15H73V13L72 14H70L66 19L64 18V17H60V18H58V17H56L55 16V13L57 14L58 12L56 11H52V9L53 10H55L54 8H52L50 11H52L48 16H49V18H51V19H53L54 20V26L56 27V33H57V35H58V39L60 40V41H57V42H55L56 44H52L54 47H52L51 49H50V46L47 48V49H43L42 51H41V53H40V51H39V49H41V47L39 48L36 44L33 46V44H30L31 46H33L32 48L30 47L29 48V46H27V48H26V50H25V52L26 51H28L29 49L31 50V54H35L36 52V50H34V52L32 53V51H33V49H34V47H36V48H38L37 50H38V52L41 54V56H39V57H43V60L44 61H46V64L48 63V64H50V65H48V66H50L49 68H47V67H40V61H42V60H39V57L37 56V55H39V54H35L34 56H37L38 57V59H37V62H35V63H38V60H39V66H38V68H37V66L35 65V67L38 69H36L37 71H35L34 70V72L32 73V72H30V75H32L31 77H29V79H30V81L31 82H33V83H35L36 81L38 82V84H36V86L38 85L39 87H38V89L36 88V90L34 89V87H35V85H33V83H31L30 85H28L27 83V88H28V86H30L29 88H32V90L33 91H37L38 90V92L41 90V89H45L46 88V85L47 84H50L51 83V85H53V84H55V82L54 83H52V81L50 80V83H48L49 82V78H51L50 76H52V75H57L56 73H59L60 71H62V69L63 68H65V66H66V64L67 63H64V61L66 60V59H69V60H71V62L73 63H71V64H69V65H73V66H69L68 68H66V69H63L65 72L64 73H66V70H67V74L69 75V74H71V73H73L74 75H75V77H74V79H69V77H68V75L67 76H65V75H62V76H64V77H62L61 76V78H64L63 80H62V82H60L61 81V78L59 77V75H58V77L59 78H57V79H60V80H58V82H60L58 85L57 84H55V86L56 87H58V88H62L63 90H64V92H65V89L64 88H68V86H70L69 84H78V83H80V81L82 82V81H84V77L85 78H88L87 77V75H90L89 77L90 78H92L91 80H93V79H95V80H99V84L100 85H102V87H103V90H102V95L104 96V99H105V102H106V105H107V107H108V123H106L105 121V118L103 119V121L106 123L103 127H105V130H106V134L112 139V141H113V144H115L116 146H117V148H115L116 146H113V148H114V150L112 149V147L110 148V151H111V149H112V151L113 152H109L108 154H110L111 156H108V158H110V157H112V158H110V159H112L113 161H115V163H116V165H117V162L119 161L120 162V160H123V159H121V158H124L125 157V155H126V149L127 148H130V147H134V148H136L137 146H142L141 147V149L144 147V144L142 145H140V143H142V139L143 140H146V141H149V139H150V137H148L147 136V129L149 128L150 129V127H151V119L152 118H155V115H154V117H151L150 116V114H149V112L150 111H152V110H154L155 112H156V114H157V116H159V117H163L166 113H171L172 115H170V117L173 119H178L177 120V122L180 120V121H183V118H185V120H187V119H189L188 121H189V123H190V119H191V117L194 115L195 116V118H197V120H196V122H198V120H200V117L201 116H198L197 117V115H195V112H194V109H195V107H197L198 106V104H199V102L201 101V100H203V97H202V95H200V93L198 92V91H195L194 90V88H195V80L194 81H192L193 82V84H194V86H193V84L191 83V80H193L196 76H198L199 74V76L198 77H200V76H202L203 74H209L210 75V77L212 76V77H215V78H217V77H219L220 75H222V73L223 72H228V71H230V68H232V67H234V65H233V63L235 62V60L232 58V59H230L227 55H226V47L228 46V44H230L231 42H237L238 41V37H234V38H231V36L229 37V39L227 38V37H223L224 38V40L222 41V40H220V41H222V42H220V43H218V44H216L217 43V41L216 42H213V44L215 43L216 45H212V43L211 44H209V42L207 43V46H209V45H211V46H209V48H210V51H208V50H206V48H205V50H206V53H205V55H204V57L202 58V60L200 59L199 61H202V64H203V66L201 67H199V64H200V62L198 61V62H194L193 60L191 61V62H193L192 63V67L194 68L195 67V69H199V71H200V73L198 72V71H192V67L191 68H189L191 65L190 64H188V66H186V68L185 69H181L180 67H178V66H173L174 68H175V71H176V78H175V76L174 77H170V76H173L172 74L169 76V79L170 78H172V79H174L173 80V83L174 84H176V86L175 87H173L172 88V93H173V97H170V99L168 100V101H166L165 100V98L162 96V95H164V94H162V93H164L165 92V90L164 91H162V89H161V91H159L158 90V92H157V96L158 97H156L157 98V105H156V103H155V105L153 104V107H152V100L153 99H155V94L153 95V93L154 92H151V91H153L154 90V88L152 89V87H151V82H152V80H153V78H151V77H149L148 76V79H146V81L144 82V84L146 85V86H144V91H147L148 93H146V94H149V96L146 98V96L144 97V99L141 101V103H139L138 104V102L136 103V105L138 104V108H139V119H138V121L137 122H135V123H130L129 121H128V118L127 117H129V116H124V113H123V110L122 109H124V108H126V107H124V104H125V102L127 101V99H131L130 97L133 95L134 96V94H135V96L134 97H132V99H134V100H128L129 102H132L133 101V103L131 104V105H133L134 104V102L136 101V99H135V97H136V92H138L136 89H135V91L134 90H132L131 88L132 87H134L133 85H134V83H136L137 84V82H135V81H132V77L134 76V73L132 74V70H131V68H134L133 66H135L136 65V71L137 70H139L140 68H142V69H144L143 70V72H145V73H147V70H148V68H151V69H153V63L152 62H154V61H156L157 59H159V58H163V56H164V54H165V57H167V54H169L170 52V54H169V56L171 55V54H174V55H177L178 54V52L181 50V52H182V50H184V51H186L187 50V48H189V47H191V43L193 42V44H195L196 43V45H198V44H201L202 42L200 41V40H203V37H204V34H205V32L203 31V30H205V29H202V25H204L205 26V22H208L209 20L211 21V19L213 20V17L215 16V14L217 15V14H220L219 12L217 13L216 11H215V6H216V4H217V7H218V10H219V8H220V6H221V4H223L222 6L223 7H225V9H227V8H229L231 11H232V13L234 14V15H237V14H235L234 12H236L237 13V11L238 10H240L239 9V7L240 6H244L245 4H244V2H245V0H219V1H217L216 2V0H212V2H211V0H208V1H210L211 3H213V6H214V3L216 2V4H215V6H214V8H213V6L211 5V6H209L208 8L209 9H211L212 11V13H215V14H213L214 16H206V15H204L205 14V12L203 13V11H201V8L199 7V11L201 12V14L203 13V15L204 16H202L201 15V17H200V19H198V17L197 18H195V19H198V21H200L199 23L198 22H195L196 24L195 25H198V27H196L195 29L193 28V29H189V28H191V27H189L191 24H193V26H194V20H192V23L190 22V23H184V25L186 24V25H189V26H186L184 29H182L183 31H179L180 29H178V31L179 32H176V31H171L170 30V23H168L169 24V26H168V24L166 23V21H164L163 22V20H165V18H167V17H169L170 15H169V13H167V10H169V9H166V5H172V4H170V3H167V2H169ZM174 1V0H173ZM195 1V0H194ZM197 1V0H196ZM200 1H202V0H200ZM204 1V0H203ZM202 1V2H203ZM207 1V0H206ZM207 1V2H208ZM215 1V2H214ZM222 2V3H219V2ZM254 1V0H253ZM257 1V0H256ZM259 1H262V0H259ZM4 2V1H3ZM6 2V1H5ZM62 2V1H61ZM78 2V1H77ZM85 2V1H84ZM95 2V1H94ZM95 2V3H96ZM177 2V1H176ZM179 2H180V0H179ZM190 2H192L191 0H190ZM201 2V3H202ZM258 2V1H257ZM1 4H2V2H0ZM8 3H10V2H8ZM14 3H16L17 4V2L16 1H14ZM24 3V2H23ZM24 3V4H25ZM46 3V2H45ZM44 3V4H45ZM52 3V2H51ZM54 3V2H53ZM178 3V2H177ZM193 3V2H192ZM210 3V4H211ZM246 3V2H245ZM262 3V2H261ZM261 3H251L250 4V2L248 1V3L245 5V6H249V5H253L254 7H255V5L256 4H258L259 5V7H260V5H262ZM11 4V3H10ZM9 4V5H10ZM19 4H20V2H19ZM23 4V5H24ZM47 4V3H46ZM78 4V3H77ZM98 4V3H97ZM179 4V3H178ZM199 4H200V2H199ZM203 4V3H202ZM202 4H200V6L202 5ZM205 4H206V2H205ZM204 4V6H206ZM209 4V5H210ZM219 4V5H218ZM249 4V5H248ZM7 5V4H6ZM13 5V4H12ZM15 5V4H14ZM13 5V6H14ZM59 5V4H58ZM17 6V5H16ZM16 6H15V8H16ZM75 6V5H74ZM82 7H83V5H81ZM81 6H79V7H81ZM191 7H192V5H190ZM190 6H188L187 5V7H189L188 9H191V7ZM199 6V5H198ZM197 6V7H198ZM204 6H202V7H204ZM207 6H208V4H207ZM206 6V7H207ZM221 6V7H222ZM244 6V7H245ZM45 7H46V5H45ZM53 7V6H52ZM90 7V6H89ZM91 7H93V6H91ZM90 7V8H91ZM171 7V6H170ZM180 8H181V5L179 6ZM185 7V6H184ZM196 6L194 7V11H195V8H197ZM212 7V8H211ZM252 7V6H251ZM253 7V8H254ZM10 8V7H9ZM11 8H13V7H11ZM21 8V7H20ZM20 8H18L17 10H15V11H13L12 12V14L10 13L11 12V10L10 11H6L7 12V14L6 13H4L3 14V12H2V14H3V16H2V14H1V16H2V18L4 17V15L5 16H8L9 14H11L10 16H12V17H14L15 15H16V19H17V17H18V15H21L20 13L17 15V12H19L21 9ZM103 8H105V9H103ZM114 8H116V9H114ZM172 8V7H171ZM205 8V7H204ZM242 8V7H241ZM249 8V7H248ZM2 9H3V7H2ZM4 9L5 10H9L7 7H4ZM20 9V10H19ZM30 9V8H29ZM84 9V8H83ZM185 9H187V8H185ZM198 9V8H197ZM203 9V8H202ZM206 9V8H205ZM207 10V14H210L211 15V13H209L210 12V10ZM228 9V10H229ZM25 10H26V8H25ZM57 10V9H56ZM69 10V9H68ZM86 10V9H85ZM85 10H83V11H85ZM180 10V9H179ZM250 10V9H249ZM17 11V12H16ZM188 11H190V10H188ZM188 11H185L184 13H188ZM191 11H193V10H191ZM193 11V14L194 13H196V12H194ZM205 11V10H204ZM256 11V10H255ZM28 12H30V11H28ZM72 12V11H71ZM75 12H77L76 14L77 15H79V14H81L80 12H78V10L76 11L75 10ZM174 12V11H173ZM177 12H178V10H177ZM13 13H15V15L13 14ZM60 13H61V11H60ZM63 13V12H62ZM70 13V12H69ZM232 13H230V14H232ZM257 13V12H256ZM255 13V14H256ZM99 14V15H98ZM232 14V16H234ZM22 15H24V12L22 13ZM22 15H21V17H22ZM65 15V17H66V14H63V16ZM81 15H83V12H82V14ZM101 15V16H100ZM107 15H109V17L107 18ZM175 16L176 15H179V14H174ZM186 15V14H185ZM184 14L182 15L181 13H180V17L181 16H185ZM197 15H199V13L197 14ZM190 16H192V14H190ZM189 16V17H190ZM194 16H196V15H193L192 17H194ZM206 16V17H205ZM252 16H254V15H252ZM256 16V15H255ZM254 16V17H255ZM25 18H26V16H24ZM189 17L188 18H186V19H189ZM209 17H211V18H209ZM9 18V17H8ZM8 18H7V20H8ZM20 18V17H19ZM64 18V19H63ZM87 18V17H86ZM105 18V19H104ZM107 18V19H106ZM182 18V17H181ZM191 18V17H190ZM209 19L208 21H206V19ZM226 18V17H225ZM0 19H1V17H0ZM4 19L5 18H3V19H1V20H3V22H4ZM11 19V18H10ZM14 19V18H13ZM16 19H14L15 21H17ZM29 19H30V17H29ZM32 19V18H31ZM82 19H83V16H82ZM185 19V20H186ZM203 19H205V20H203ZM13 20V21H14ZM21 20H23L24 21V18L23 19H21ZM20 19H19V23H20V21H21ZM171 20V19H170ZM185 20H183V21H185ZM191 20V19H190ZM234 20H235V18H234ZM14 21V22H15ZM28 21V20H27ZM31 21V20H30ZM30 21H28L29 23H31ZM78 21H80V22H78ZM172 21V20H171ZM175 21H177V20H175ZM201 21H202V23H201ZM205 21V22H204ZM227 21H228V19L224 22V19L222 20L221 19V26L223 25L224 26V28L223 27H221V28H223V29H225L226 28V25L228 24L227 23ZM1 22V21H0ZM222 22H224V24L226 23V25H224ZM22 23V22H21ZM39 23V22H38ZM37 23V24H38ZM172 23V22H171ZM204 23V24H203ZM27 24V23H26ZM26 24L23 26L24 28H22V29H25V27H26ZM33 24H36V22L34 23L33 21H32V23H31V25H33ZM37 24H36V26H37ZM175 24H179L178 22H176ZM22 25V24H21ZM30 26V24H27V26ZM41 25V24H40ZM39 25V26H40ZM44 25H45V23H44ZM43 25V27H45V26H47V24L44 26ZM50 25V24H49ZM172 25V24H171ZM181 25H183L182 24V22H181ZM206 25H208V27L207 26H205L206 27V29L207 28H209V29H211L212 27H215V25L213 24V21H212V23H210V22H208ZM213 25V26H212ZM2 25H0V27H1ZM12 26V24L10 25V27ZM19 26V25H18ZM28 26V27H29ZM178 26V25H177ZM256 26V28L257 29H259L258 27H257V25H255ZM13 27H14V24H13ZM22 27V26H21ZM28 27H26V29H28ZM52 27V26H51ZM2 29H0V36H1V38L3 39V38H5V37H2V35L4 36V33L2 34V32H5L6 31V33H7V31H9V30H5L3 27H1ZM15 28V27H14ZM17 28V27H16ZM15 28V29H16ZM31 28H33V29H35L36 30V27H31ZM46 28V27H45ZM176 28V27H175ZM175 28H174V30H175ZM183 28V27H182ZM216 28H218L217 26H216ZM216 28H214V30L215 31H213V32H216ZM241 28V27H240ZM5 30V31H2L1 32V30ZM21 29V28H20ZM20 29H18V31L20 30ZM26 29H25V31H26ZM40 29V28H39ZM86 29V31H89V30H87ZM177 29V28H176ZM186 29V30H185ZM188 29V30H187ZM200 29L204 32V33H201L200 32ZM213 29V28H212ZM220 29V28H219ZM13 30V31H12ZM12 32H14V29L12 28ZM81 30H82V28H81ZM17 31V32H18ZM21 31H23V30H21ZM49 31V30H48ZM47 31V32H48ZM91 31V30H90ZM207 31H209L208 29H207ZM207 31H206V33H207ZM222 31V30H221ZM220 30H218L217 29V36L218 35H222V33H224V32H222V33H220L221 32ZM261 31H263V30H261V29H259V31H257V30H253V33L254 32H258V33H260L261 34ZM11 32V34H14V33H12ZM15 32H16V30H15ZM24 32V31H23ZM31 32V31H30ZM37 32V31H36ZM38 32H39V30H38ZM37 32V34L39 35L40 33H38ZM92 32V31H91ZM211 32V31H210ZM213 32L212 33H210V34H213ZM21 32H19V34H20ZM229 33V32H228ZM257 33V35H258V38L260 37L259 36V34ZM10 34V35H11ZM19 34L18 35H15L14 34V36H15V38H17L18 39V37H19ZM23 34V33H22ZM28 34V33H27ZM33 34V33H32ZM53 34V33H52ZM209 34V33H208ZM208 34H207V36H205V37H207V40H208ZM209 34V35H210ZM251 34V33H250ZM6 36H7V34H5ZM21 35V34H20ZM24 35V34H23ZM30 35V34H29ZM85 35H87V34H85ZM206 35V34H205ZM215 35V34H214ZM213 35V36H214ZM220 35V36H221ZM251 35H253V34H251ZM261 35H263V34H261ZM17 36V37H16ZM25 36H27V35H25ZM35 36H36V34H35ZM53 36V35H52ZM56 36V35H55ZM55 36H54V39H55ZM8 37H9V34H8ZM42 37H44L43 35H42ZM41 37V38H42ZM202 37V38H201ZM215 37V36H214ZM252 37V36H251ZM262 37V36H261ZM260 37V38H261ZM13 38V37H12ZM12 38H9V40L10 39H12ZM21 38V37H20ZM19 38V39H20ZM26 38V37H25ZM29 38V40H30V37H28ZM62 38H64L65 39V41H67V43L68 44H71V42H75L76 44H75V46L74 47H76V45H79V44H81V46H83L84 48H85V50L86 51H84L83 50V52H82V49L80 48H78L77 50H81V52H82V54L80 55V53H78V55L79 56H77V57H79V58H77L76 56H72V55H68L67 56V58L66 59H64V57L62 56L64 53H66L65 52V48H64V46H62L61 47V43L60 42H62ZM211 38V37H210ZM209 38V39H210ZM216 38V37H215ZM214 38V40H216ZM14 39V38H13ZM22 39V38H21ZM21 39H20V42L19 43H21L22 41H21ZM52 39H53V37H52ZM200 39V40H199ZM213 39V38H212ZM212 39H210V40H212ZM24 40V39H23ZM38 40V42H40L39 40H40V38H38L37 39ZM219 40V39H218ZM259 40V39H258ZM6 41V40H5ZM8 41V40H7ZM13 41L14 40H12V44H14V46L16 47L17 46V44H18V42L16 43V45H15V42L13 43ZM19 41V40H18ZM36 41V40H35ZM35 41H33V42H35ZM51 41V40H50ZM68 41H71L70 43L68 42ZM95 41H97V39L95 40ZM198 41H200V42H198ZM206 40H204V42H205ZM3 42V41H2ZM26 42V41H25ZM33 42H31V43H33ZM53 42V43H54ZM207 42V41H206ZM24 43V42H23ZM28 43V42H27ZM27 43H25V44H27ZM36 43V42H35ZM46 43V42H45ZM67 43H66V47H67ZM100 43H98V45H95L96 47L98 46V47H100L102 44H100ZM253 44H255V47H256V51H260L262 48H263V46H264V37L263 38H261L259 41H255V42H252ZM209 44V45H208ZM5 45H6V43H5ZM8 45V44H7ZM6 45V46H7ZM27 45H29V44H27ZM50 45V44H49ZM51 45V46H52ZM74 45V44H73ZM190 45V46H189ZM11 46V45H10ZM8 46L9 48H12V47H14V46ZM21 46V45H20ZM23 46H24V44H23ZM22 46V47H23ZM44 46H45V44H44ZM43 46V47H44ZM25 47H26V45H25ZM42 47V48H43ZM198 47H199V45L198 46H196V47H194V50H196V49H198ZM205 47V45L203 46V48ZM7 48V47H6ZM18 48V47H17ZM16 48V49H17ZM29 48V49H28ZM77 48V47H76ZM2 49H4V48H2ZM15 49V48H14ZM15 49V50H16ZM21 49V48H20ZM19 49V50H20ZM71 49V45H70V48H68V50H70ZM72 49L74 50V48H73V46H72ZM245 49V48H244ZM11 50V49H10ZM10 50H8V52H11ZM23 50H24V47H23ZM165 50V52L167 53V51H168V53L166 54L165 52H164V54H163V51ZM167 50V51H166ZM17 51V50H16ZM15 51V52H16ZM20 51H22V50H20ZM19 51V52H20ZM72 51V50H71ZM191 51V50H190ZM189 51V52H190ZM203 51H204V49H203ZM202 51V52H203ZM209 53H208V52ZM6 52V51H5ZM13 52H14V50H13ZM73 53H74V51H72ZM75 52H76V50H75ZM80 52V51H79ZM187 52H188V50H187ZM186 52V53H187ZM194 52V51H193ZM202 52H200V54L202 53ZM3 52H1L0 54H2ZM28 53L29 52H27V55H28ZM186 53L184 52L183 54H185L186 55ZM199 53V52H198ZM198 53H197V56H198ZM208 53V54H207ZM20 54V53H19ZM18 54V56H20ZM30 54V55H31ZM67 54V53H66ZM65 54V55H66ZM101 54H102V56H101ZM199 54V55H200ZM244 54V53H243ZM8 55V54H7ZM6 55V53H5V55L4 56H7ZM13 55H14V53H13ZM12 55V56H13ZM23 54H21V56H22ZM184 55V56H185ZM203 55V54H202ZM202 55H201V57H202ZM1 56V55H0ZM12 56L10 57V58H12ZM20 56V57H21ZM23 56H26V55H23ZM33 56V57H34ZM81 56V57H80ZM168 56V57H169ZM178 56V55H177ZM183 56V57H184ZM196 56V55H195ZM238 56V55H237ZM26 57H28V58H26ZM25 58H26V60L27 59H29V58H33V57H31V56H26ZM181 58V56H180V58H181V60L183 59V61H185L184 59H186L185 57L184 58ZM201 57H199V58H201ZM256 57V55H253V58L252 59H254ZM5 59L7 58V57H4ZM24 58V57H23ZM35 58V57H34ZM34 58L32 59L33 61H34ZM113 60H112V59ZM179 58V59H180ZM5 59H3L4 61H6ZM8 59V58H7ZM42 59V58H41ZM109 59H111L112 61H110ZM11 60V59H10ZM18 60V59H17ZM24 60V59H23ZM32 60H30V61H32ZM160 60V59H159ZM162 60H164V58L162 59ZM173 60H175V57H174V59ZM204 60V61H203ZM245 60H247L246 59V57H245ZM1 61V60H0ZM30 61H28V63H30V65H32L31 67H34L33 66V64H31V62ZM32 61V62H33ZM133 61H135L136 62V64L134 65V63H133ZM161 61V60H160ZM183 61H181V62H183ZM187 62L188 61H190V60H186ZM25 62H27V61H25ZM165 62H166V64H167V67H169V69H170V67H171V61H169V59L167 58V60H164V62H163V64H165ZM174 62V61H173ZM1 63V62H0ZM7 63V62H6ZM21 63H22V61H21ZM97 63H100L101 65H102V67H104L105 66V68H107L106 70H102V69H98V68H96V67H94V65H96ZM179 63V62H178ZM10 64V63H9ZM8 64V65H9ZM24 64V63H23ZM26 64V63H25ZM45 64V63H44ZM46 64L45 65H43V66H46ZM63 64L65 65V66H63ZM113 64H114V66H113ZM132 64H133V66H132ZM162 64V63H161ZM184 63H182V65H183ZM27 65V64H26ZM137 65H138V67H137ZM190 65V66H189ZM3 66V65H2ZM1 66V67H2ZM5 67H7L6 65H4ZM19 66H20V64L19 63H16V62H12L6 69H5V71H6V73H4V74H0V111H1V109H3L4 110V112L5 111H8V109H7V104L8 103H10L9 101L11 100V99H15L16 100V98H21V101L23 102V104L22 105H20L21 107L23 106V105H27V107L28 106H33L34 105V109L33 108H31L30 107V109H32V110H34L33 111V113H36L37 114V116L38 117H40L41 115H42V113L40 114V116L38 115V112H40V111H37L38 110V108L40 107V105H42V104H40V105H38L37 107V109H36V106H35V104L34 103H36V104H38L36 101H38V100H36V101H28L29 99H31V98H28V94H27V92L26 93H23L24 92V90L21 88V86H22V80H19V79H17V77L19 76V71H20V69H19ZM98 66V65H97ZM139 66H140V68H139ZM184 66V65H183ZM28 67V66H27ZM34 67V68H35ZM67 67V66H66ZM116 67V69H117V71H116V69H115V71H116V73L117 74H121L120 72H124L126 75H125V77H126V79L127 80H125V82L126 81H131V83H128V84H126V83H123V84H121L120 86H118V87H116V85L114 84V86L116 87V88H112V87H108V82H107V80H108V75H111V74H109V73H111V72H108V73H106L107 71H108V69H110V70H112L113 68H115ZM188 67V68H187ZM43 68V69H42ZM47 68V69H46ZM139 68V69H138ZM159 68H160V66H159ZM2 69V68H1ZM23 69H24V67H23ZM61 69V70H60ZM142 69H140L139 71H141ZM150 69V70H151ZM173 69V68H172ZM122 70V71H121ZM134 70V69H133ZM149 70V71H150ZM181 70V71H180ZM23 71V70H22ZM33 71V70H32ZM115 71H112V74L115 72ZM120 71V72H119ZM135 71V70H134ZM138 71V72H139ZM70 72V73H69ZM119 72V73H118ZM122 72V73H123ZM142 72V71H141ZM171 72V71H170ZM195 72H198V75H196V73ZM32 73V74H31ZM61 73V72H60ZM59 73V74H60ZM63 73V72H62ZM81 73H84V74H81ZM108 74V75H107ZM115 74V73H114ZM152 74V73H151ZM156 74V73H155ZM158 74H159V72H158ZM29 75V76H30ZM54 75V80H55V76ZM73 75V76H74ZM82 75H84V76H82ZM136 75V74H135ZM150 75V74H149ZM157 75V74H156ZM28 76V75H27ZM26 76V77H27ZM73 76H72V78H73ZM112 76V75H111ZM114 76V75H113ZM119 76V75H118ZM117 76V77H118ZM121 76H123V74H121ZM120 77V76H119ZM134 77H136V76H134ZM53 78V77H52ZM51 78V79H52ZM114 78H115V76H114ZM114 78H110V79H114ZM124 78V77H123ZM145 78V77H144ZM22 79V78H21ZM28 79V78H27ZM32 79V80H31ZM89 79V78H88ZM117 79V78H116ZM115 79V80H116ZM125 79V78H124ZM123 79V80H124ZM157 79V78H156ZM155 79V80H156ZM53 80V79H52ZM53 80V81H54ZM87 80V79H86ZM134 80H136V79H134ZM138 80V79H137ZM26 81V80H25ZM157 81H158V79H157ZM162 81V80H161ZM164 81V80H163ZM181 81H183V83H180ZM28 82V81H27ZM90 82V81H89ZM113 82H115V81H113ZM159 82V81H158ZM158 82H156V83H158ZM169 82L171 83V81L169 80ZM197 82V81H196ZM94 83V82H93ZM97 83V82H96ZM164 83H165V81H164ZM166 83H167V81H166ZM261 85H263L264 83H263V80H261ZM88 84V83H87ZM155 84V83H154ZM160 84H163V82L161 83L160 82ZM178 84H180V86H177ZM159 85V84H158ZM164 85V84H163ZM166 85V84H165ZM260 85V84H259ZM47 86H49V85H47ZM54 86V85H53ZM154 86H156V85H154ZM159 86H161V85H159ZM169 86V88L168 89H170V85H168ZM255 84L254 83H250L249 84V87L251 88V90L253 91V92H258L257 90H255ZM26 87H24V89H26ZM75 87H76V85H75ZM75 87H72L73 89H75ZM263 88H264V85L262 86ZM54 88V87H53ZM67 88H66V90H67ZM76 88H78V87H76ZM90 89H92V88H90ZM89 89V90H90ZM152 89V90H151ZM157 89V88H156ZM158 89H160V88H158ZM167 89V90H168ZM27 90V89H26ZM25 90V91H26ZM46 90L48 91V90H51L50 89V87L47 89L46 88ZM56 90V89H55ZM68 90H70V89H68ZM141 90V89H140ZM32 91V92H33ZM45 91V90H44ZM47 91H45V92H43V93H46ZM61 91V90H60ZM82 91V90H81ZM168 91H170L171 92V90H168ZM55 93V91H54V89L52 90V93ZM75 92V91H74ZM88 92V91H87ZM92 92V91H91ZM143 92V91H142ZM170 92H169V94H170ZM31 93V92H30ZM35 93V92H34ZM37 93V92H36ZM35 93V95H37ZM49 93H51V91H49ZM56 93H58V91H56ZM90 93V92H89ZM158 93L160 94V95H158ZM24 94H27V98H24L25 96H24ZM60 94V93H59ZM58 94V95H59ZM62 94V93H61ZM88 94V93H87ZM96 93L94 92V95H95ZM201 94H203L202 92H201ZM262 96H263V99H264V90L262 91ZM40 94H38V96H39ZM51 95V94H50ZM67 97H68V95L67 94H65ZM130 95V96H129ZM145 95V94H144ZM31 96H33L32 95V93L30 94V97ZM38 96H37V99H38ZM54 96V95H53ZM56 96V95H55ZM54 96V97H55ZM71 96L72 97H75V95L73 94V95H70L69 96V98H71ZM88 96V95H87ZM171 96V95H170ZM34 97V96H33ZM40 97V96H39ZM50 97V96H49ZM54 97H52V98H50L51 100L54 98ZM63 97V96H62ZM76 97H77V95H76ZM84 97V96H83ZM90 97V96H89ZM34 98H36V97H34ZM34 98H32V99H34ZM88 98V97H87ZM137 98H140V97H137ZM159 98V99H158ZM31 99V100H32ZM58 99V98H57ZM59 99H61V97L59 98ZM59 99L57 100L58 102H61L62 104H64V101H65V106L64 107H66L67 106V104L68 105H70L68 102H66L67 100H65V98L63 99V100H61V101H59ZM75 99H77V98H75ZM82 99V98H81ZM84 99V98H83ZM83 99L81 100L82 102H83ZM93 99H94V96H93ZM17 100H19V99H17ZM51 100H49L50 102H52ZM56 100V99H55ZM78 100H79V98H78ZM78 100L76 101L77 103H78ZM96 100V99H95ZM95 100L93 101V102H95ZM156 100V99H155ZM154 100V101H155ZM21 101H19V103L21 102ZM80 101V102H81ZM137 101H139L140 102V100L138 99ZM29 102V103H28ZM55 102V101H54ZM57 102V103H58ZM70 102H72V101H70ZM86 102V101H85ZM88 102H89V100H88ZM92 102V103H93ZM13 103V102H12ZM12 103H10V104H12ZM28 103V104H27ZM41 103V102H40ZM49 103V102H48ZM48 103H46V104H48ZM75 103V102H74ZM147 103H149V104H151V108L149 109V110H147ZM62 104H61V106H62ZM79 104H81V103H79ZM82 104H84V105H86V103H82ZM91 104V103H90ZM89 103H88V105H90ZM94 104V103H93ZM100 104V103H99ZM261 104H262V106H263V102H261ZM19 105V104H18ZM17 105V106H18ZM54 105V104H53ZM52 105V106H53ZM56 105V104H55ZM60 105V104H59ZM130 105V103H126V106H128V107H130L129 106ZM17 106H16V108H17ZM45 107H47L48 105H44ZM43 106V107H44ZM70 106H73L72 104L70 105ZM87 106V105H86ZM92 106V105H91ZM90 106V109H92V111H93V109L94 108H92ZM97 107H98V105H96ZM100 106V105H99ZM149 106V105H148ZM20 107V108H21ZM49 107V106H48ZM63 107V106H62ZM68 107V106H67ZM95 107V106H94ZM101 107V106H100ZM124 107V108H123ZM133 107H135V106H133ZM15 108V107H14ZM13 108V110H14V114L16 115H19V112L21 113V111L23 110H21V111H19L18 112V108H17V112L15 111V109ZM19 108V109H20ZM41 108H42V106H41ZM50 108H52V107H50ZM61 108V107H60ZM58 109V111H60V110H62V109ZM69 108V107H68ZM5 109H7V110H5ZM29 109V107L27 108V110H30ZM36 109V110H35ZM43 109V108H42ZM46 109V108H45ZM54 109H55V107H54ZM57 109V108H56ZM97 108H95V110H96ZM98 109H100L99 107H98ZM131 109V112H133L132 110H134V109H132V108H130ZM12 110V111H13ZM25 110V109H24ZM24 110L22 111V112H24ZM31 110V111H32ZM105 110V109H104ZM11 111V113L13 114V112ZM30 111V112H31ZM91 111V110H90ZM91 111V112H92ZM126 111H128V113L127 114H131V112L129 113V110H127L126 109ZM135 111V110H134ZM41 112H42V110H41ZM88 112V111H87ZM6 113V112H5ZM10 113V112H9ZM11 113H10V115H11ZM27 113V112H26ZM46 113V112H45ZM69 113V112H68ZM95 114V113H97V111H95V112H92L91 114ZM151 113V112H150ZM153 113V112H152ZM151 113V114H152ZM4 114V113H3ZM13 114V115H14ZM22 114H24V113H22ZM36 114H33V115H36ZM63 114H64V112H63ZM106 114V113H105ZM9 115V116H10ZM16 115V116H17ZM28 115H29V113H28ZM27 115V116H28ZM47 115V114H46ZM45 115V116H46ZM60 115V114H59ZM59 115L57 116V117H59ZM0 116H1V113H0ZM9 116H8V118L6 119V121L8 122V121H10V118H9ZM15 116V117H16ZM47 116H49V115H47ZM46 116V117H47ZM55 116V120L57 119L58 120V118L56 117V114L54 115ZM94 116V115H93ZM133 116V114H131V117ZM138 116V115H137ZM166 116H169L168 114H166ZM193 116V117H194ZM3 117V115L0 117L1 119H3L2 118ZM4 117H5V115H4ZM15 117H14V119H15ZM21 117V116H20ZM20 117H18V119L20 118ZM23 117H25V119H26V115H24ZM33 116H31V118H32ZM38 117H35L34 116V119H29L28 118V120H36ZM43 117V116H42ZM130 117V118H131ZM134 117V116H133ZM132 117V118H133ZM165 117V116H164ZM48 118V117H47ZM46 118V119H47ZM65 118V117H64ZM92 118V117H91ZM166 118L167 117H165L164 119L166 120ZM169 118V117H168ZM167 118V119H168ZM170 118V120L172 121V119ZM0 119V120H1ZM5 119H4V122H5ZM9 119V120H8ZM13 119V120H14ZM16 119H17V117H16ZM17 119V120H18ZM24 119V120H25ZM42 119V118H41ZM161 119V118H160ZM163 118H162V120H164ZM173 119V120H174ZM13 120H11L9 123L11 124L12 122H14ZM38 120V119H37ZM60 120V119H59ZM2 121V120H1ZM26 121H27V119H26ZM45 121V120H44ZM47 121V120H46ZM93 121V120H92ZM170 121V122H171ZM4 122H2L1 124H3ZM24 122V121H23ZM153 122H155V120L153 121ZM159 122V121H158ZM176 122V121H175ZM174 121H172L171 123H175ZM176 122V123H177ZM49 123V121H47V122H45V124H48ZM160 123V122H159ZM161 123H163V122H161ZM160 123V124H161ZM5 124H7L8 125V123H5ZM18 124H19V126H20V123L18 122ZM18 124L16 125V127H19L18 126ZM30 124V123H29ZM29 124L27 125V126H29ZM50 124H52V122H50ZM58 125V123L56 122L55 123V125ZM69 124V123H68ZM68 124L66 125V123H65V125L68 127V128H70L71 127V125L70 126H68ZM156 124H157V122H156ZM159 124V125H160ZM164 124V123H163ZM167 124V123H166ZM172 124V125H173ZM56 125V126H57ZM61 125H63L64 126V124H61ZM99 125H100V123H99ZM158 125V126H159ZM2 125H0V131L1 130H3L2 128H4L5 127V125L4 126H2ZM9 127L11 126H13V125H8ZM24 126V125H23ZM26 126V127H27ZM31 126V125H30ZM34 126V125H33ZM48 126H50L49 124H48ZM59 126V125H58ZM75 126V125H74ZM90 126V125H89ZM162 126V125H161ZM11 127H10V129H11ZM37 127V126H36ZM66 127V128H67ZM160 127V126H159ZM163 127V126H162ZM164 127H166V126H164ZM168 127V126H167ZM166 127V128H167ZM172 127V126H171ZM171 127H168L167 129H169V128H171ZM183 127V126H182ZM217 127L219 128V129H221V130H223L222 131V133H224L223 134V137H222V133H220V132H217L215 135H216V137H215V135L212 137H209V138H207L206 140L208 141V139H209V142H208V144L210 143L211 144V146L209 145V147H205V149L206 148H208L207 150H204V151H202L203 153V155H201V156H203L204 158H203V160H205L206 161V159H207V161H209L210 159H212L213 157H217L218 156V154H219V156L220 157H222V159L221 158H219V160H222L223 162H220V161H218V163L216 162V164L217 165H215L214 166V164L212 165L213 166V168L215 167L216 168V166H217V168H218V170L217 169H214L215 171H217L216 173L214 172H212L213 174H214V177H215V175L216 174H218V171H219V168H220V166L222 167V164L225 166H227L228 168H230V170H229V173H231V172H233V170L235 169V170H239V173L241 172L242 173V175H243V177L244 176H246V177H244L245 179L249 176V178H250V180L252 179H254L253 177H257V174H256V176H253L252 178L250 177V175L251 174H253V172L250 174V171H249V174H248V172L246 173V172H244V171H248V168H249V170H253L252 168L250 169V167H255V169L257 168V169H259L260 170V167H261V169H263L264 167V164H263V162H264V139L261 137V134H262V130L264 129V113H258V114H254V115H249V116H247L246 118H244L243 119V121H241V122H238V123H229V122H220L218 125H217ZM216 127V128H217ZM15 129V126L14 127H12V129L11 130H14ZM29 128V127H28ZM34 128V127H33ZM33 128H31V129H33ZM42 128H44V127H42ZM54 128H56V127H54ZM66 128H65V131H66ZM100 128V127H99ZM20 129H21V127L18 129L19 130V134H20ZM25 129V128H24ZM30 129V128H29ZM30 129V130H31ZM152 129V128H151ZM150 129V130H151ZM163 129H165V128H163ZM172 129H174V127L172 128ZM243 129V130H242ZM10 130V133L11 134H13L14 132L13 131H11ZM18 130H16L15 129V133H16V131H18ZM23 129H21V131H22ZM63 130V129H62ZM61 130V131H62ZM154 130V129H153ZM157 130H158V128H157ZM4 131H5V133L8 131V130H5V128H4ZM4 131H2L3 133H4ZM25 131V130H24ZM35 131V130H34ZM64 131V132H65ZM2 132H0V133H2ZM67 132H68V129H67ZM67 132H65V134L62 132V134H64V135H62L61 134V138L63 137L64 139H61V140H63V141H65V137L67 136ZM94 132V131H93ZM92 132V133H93ZM101 132V131H100ZM227 132V133H226ZM9 133V134H10ZM14 133V134H15ZM18 133V132H17ZM16 133V134H17ZM28 133V132H27ZM72 133H74V130H73V132ZM96 133H97V131H96ZM156 133V132H155ZM171 133V132H170ZM181 133V132H180ZM7 134V133H6ZM5 134V138H6V135ZM32 134H33V132H32ZM100 134V133H99ZM102 134V133H101ZM153 133H151V134H149V136L150 135H152ZM1 135V134H0ZM21 135V134H20ZM23 135V134H22ZM21 135V136H22ZM35 135V134H34ZM42 135V134H41ZM73 135H75V133L73 134ZM217 135H218V137H217ZM224 135H226V136H224ZM9 136V135H8ZM11 136H13V135H10L9 137H11ZM15 136V135H14ZM29 136V135H28ZM31 136L32 135H30V139H31ZM39 135H37L36 137L38 138V140L39 141H41V139H39V137H38ZM82 136V135H81ZM80 135H79V137H81ZM84 136H85V134H84ZM87 136H88V133H87ZM153 136V135H152ZM176 136V135H175ZM222 137V139L220 140V139H217V138H219V137ZM23 137H25L24 135H23ZM35 137V138H36ZM42 137V136H41ZM45 137V136H44ZM76 137V136H75ZM95 137V136H94ZM102 137V136H101ZM156 137H158V136H156ZM181 137V136H180ZM12 138V137H11ZM20 138V137H19ZM37 138H36V141H37ZM54 137H52V139H53ZM68 138V137H67ZM70 138V137H69ZM78 138V137H77ZM97 138V137H96ZM105 139V138H104ZM151 139H153L152 137H151ZM156 138H154V140H155ZM181 139H182V137H181ZM10 140H12V139H10ZM27 141H25V139L24 140H22V141H25V142H28V140L29 139H26ZM43 141H44V138L42 139ZM60 139H59V142L61 141ZM67 140H69V139H67ZM67 140H66V143H68L67 142ZM72 142H73V138H71L70 139ZM76 140V139H75ZM100 140V139H99ZM153 140V141H154ZM213 140L215 141V142H213ZM216 140H218L217 142H216ZM220 140V141H219ZM2 141V140H1ZM7 141H9V140H7ZM30 141V140H29ZM34 141V140H33ZM49 141V140H48ZM48 141H47V145L48 144H50V146L49 147H45L46 148V150H48V149H50L51 148V150H53V149H55L54 147L52 148V143H51V141H49V143H48ZM62 141V142H63ZM70 141V142H71ZM158 141V140H157ZM207 141H206V143H207ZM210 141H212V142H210ZM4 142V141H3ZM6 142V141H5ZM21 142V141H20ZM54 142H56V141H54ZM61 142V143H62ZM90 142V141H89ZM96 142V141H95ZM97 142H98V140H97ZM138 143V145L136 144H134V143ZM182 142V141H181ZM219 142H221V144L219 143ZM2 143V142H1ZM12 143V141L10 142V143H7V144H9L8 146H10V148L11 147H13L14 146V144H11ZM19 143V142H18ZM24 143V142H23ZM64 144H65V142H63ZM62 143V144H63ZM99 143V142H98ZM133 143V144H132ZM212 143H216V144H213L212 145ZM217 143H219L218 144V147L216 146L217 145ZM34 143L32 142V145H33ZM36 144H38V143H36L35 142V146H37ZM39 144H40V142H39ZM69 145H70V143H68ZM68 144H67V146H64V148L65 147H69L68 146ZM72 144H76V143H71V145ZM152 144H153V142H152ZM155 144V143H154ZM153 144V145H154ZM180 144V143H179ZM185 144V143H184ZM13 145V146H12ZM17 145V144H16ZM24 145V144H23ZM33 145V147H35ZM66 145V144H65ZM97 145V144H96ZM134 145V146H133ZM157 145L159 146V143H156V149H157ZM186 145V144H185ZM201 146H202V148H204V145L203 144H200ZM199 145V146H200ZM215 145V146H214ZM20 146V145H19ZM18 146V147H19ZM55 147H56V145H54ZM61 146V145H60ZM78 146V145H77ZM105 148H107L105 145H103ZM146 147L148 146L149 147V144H147V145H145ZM167 146V145H166ZM165 146V147H166ZM181 146H183V144H181ZM181 146H180V148H181ZM219 146H220V148L222 149V154H220L219 152H218V149H219ZM223 146V147H222ZM2 147V146H1ZM23 147V146H22ZM58 147V146H57ZM72 148H73V146H71ZM154 147V146H153ZM160 147V149H161V145L159 146ZM183 147H186V146H183ZM182 147V148H183ZM218 149H217V148ZM9 148V149H10ZM13 148H15V146L13 147ZM149 148H151V147H149ZM148 148V149H149ZM177 148V147H176ZM41 149H42V147H41ZM103 150H105L104 148H102ZM119 149L120 150V152L117 154H115L114 152L116 151L117 152V150ZM131 149V148H130ZM129 149V151H130V155H131V150L133 149H131L130 150ZM138 149V148H137ZM144 149H146L145 147H144ZM174 149V148H173ZM196 150L198 149V146H196V148H195ZM201 149V148H200ZM200 149H198V150H200ZM216 149H217V152L218 153H216ZM30 150V149H29ZM28 150V151H29ZM118 150V151H119ZM150 150H154V149H150ZM150 150H148V152L150 153ZM158 150H159V148H158ZM220 150V149H219ZM27 151V152H28ZM37 151H38V149H37ZM36 151V152H37ZM74 151V150H73ZM87 151V150H86ZM91 151V150H90ZM136 149H135V152L134 153H136ZM161 151V150H160ZM159 151V152H160ZM177 151V150H176ZM181 151V150H180ZM2 152H4V150H2ZM8 152H9V150H8ZM21 152H22V150H21ZM21 152L19 153V154H21ZM23 152H26V151H23ZM23 152H22V154H23ZM30 152V151H29ZM34 152V151H33ZM43 152V151H42ZM46 152V151H45ZM56 152H58V150L56 151ZM67 152V151H66ZM72 152V151H71ZM76 152V151H75ZM85 152V151H84ZM105 152H106V150H105ZM125 152V155H124V157H123V153ZM132 152H133V150H132ZM138 152H139V149H138ZM145 152V151H144ZM154 152H155V150H154ZM154 152H153V155H155L156 153H159V152H156L155 154H154ZM183 152H184V149H183ZM199 155H200V152H198V151H196ZM12 153V152H11ZM44 153V152H43ZM42 153V154H43ZM147 153V152H146ZM164 153V152H163ZM215 153H216V155H215ZM48 154L50 155H47V154H45V156L46 157H51V154L54 156V154H53V151L52 152H49L48 151ZM59 154V153H58ZM57 154V155H58ZM73 154H74V152H73ZM143 154V153H142ZM166 154V153H165ZM184 154V153H183ZM182 154V155H183ZM186 154H188V153H186ZM185 154V155H186ZM205 154V155H204ZM11 155V154H10ZM119 155V156H118ZM145 154H143V156H144ZM158 154H156V156H157ZM170 155V154H169ZM168 155V156H169ZM182 156V157H187V156ZM198 155V156H199ZM215 155V156H214ZM8 156V155H7ZM6 156V157H7ZM14 156H16V155H14ZM21 157H23L22 155H20ZM31 156H32V154H31ZM31 156L29 157V158H31ZM52 156V157H53ZM102 156H104V154L102 155ZM101 156V157H102ZM129 156V155H128ZM146 156V155H145ZM206 156V157H205ZM211 157V158H209V157ZM3 157H5V155H3L2 156V158ZM27 157V156H26ZM26 157H24L25 159H23V160H21V163H22V161H23V165L24 164H28L27 162L26 163H24L25 162V160L27 159ZM49 157H48V161H50L49 160ZM51 157V158H52ZM94 157V156H93ZM147 157H148V155H147ZM147 157H145V158H147ZM161 157H163V156H161ZM170 157H171V155H170ZM190 157H191V155H190ZM18 158V157H17ZM107 158V160H109ZM140 158V157H139ZM144 157L142 158V160L144 159V160H147V159H145ZM59 159V158H58ZM120 159V160H119ZM153 159H154V157H153ZM163 159H164V157H163ZM216 159V158H215ZM215 159H213V160H215ZM1 160V159H0ZM47 160V159H46ZM74 160H76L77 162H79V163H81V165L82 164H84V165H86L85 163H88L87 164V167H88V165H90L89 166V169L90 170H93L94 168H93V165L95 164H93V163H91V160H88V161H90V163L92 164H89V162H84L82 159H80V157L79 156H77L76 155V157H74ZM101 160V164L103 163V157H102V159H99V161ZM106 159H104V161H105ZM157 160V159H156ZM155 160V161H156ZM166 160V159H165ZM217 160H218V158H217ZM1 161H4V160H1ZM9 161V160H8ZM38 161V160H37ZM48 161H46V164H47V162ZM97 161V160H96ZM95 161V158H94V160L92 159V162H96ZM113 161H111V163L113 162ZM128 161V160H127ZM126 161V162H127ZM151 164H153L154 162H153V160H152V158H151ZM162 161V160H161ZM212 161V160H211ZM18 162V161H17ZM28 162H29V160H28ZM42 162V161H41ZM44 162H45V160H44ZM51 162V161H50ZM53 162V161H52ZM51 162V163H52ZM69 162V161H68ZM98 162V161H97ZM146 162V161H145ZM186 162V161H185ZM188 162V161H187ZM213 162V161H212ZM212 162H208L209 163V165L212 163ZM7 163V162H6ZM12 164L14 163V161L13 162H11ZM10 163V164H11ZM19 163L20 162H18V165H19ZM20 163V164H21ZM37 163V162H36ZM50 163V164H51ZM60 163V162H59ZM100 163H97V165L98 164H100ZM129 163H130V161H129ZM128 163V164H129ZM140 163V162H139ZM147 163V162H146ZM220 163H222V164H220ZM258 163V164H257ZM0 164H2V162L0 163ZM11 164V165H12ZM29 164H31V162L29 163ZM49 164V163H48ZM47 164V165H48ZM104 164V163H103ZM240 164V167L238 166ZM243 164V165H242ZM257 164V165H256ZM263 164V165H262ZM3 165V164H2ZM1 165V166H2ZM9 165V164H8ZM53 165H55V163L53 164H51V166H53ZM58 165V164H57ZM114 165V164H113ZM115 165V166H116ZM119 165V164H118ZM121 165H122V163H121ZM154 165H156V163L154 164ZM218 165H219V167H218ZM242 165V166H241ZM260 167H259V166ZM56 166V165H55ZM55 166H54V168H55ZM107 166V165H106ZM115 166H113V167H115ZM123 166V165H122ZM224 166L221 168V171L223 170V171H225L224 169ZM225 166V167H226ZM239 167V169H236V167ZM25 167V166H24ZM45 167V166H44ZM61 167V166H60ZM111 167V166H110ZM110 167H108L107 166V168L109 169ZM17 168V167H16ZM16 168H12V169H15V170H17ZM40 168H42V166L40 165L39 166V169ZM53 169V167H50V168H48V166H46V169L47 170H50V169ZM93 168V169H92ZM97 168V167H96ZM106 168V167H105ZM106 168V170H108ZM117 168H118V166H117ZM119 168H120V165H119ZM118 168V170H117V172H119V169ZM124 168H125V164H124ZM123 168V169H124ZM127 168V167H126ZM154 168H156V167H154L153 166V169ZM180 168V167H179ZM240 168H242L241 170L242 171H240ZM5 169V168H4ZM3 169V170H4ZM8 169H10V168H8ZM12 169H10V170H12ZM51 169V170H52ZM56 169H59V168H57L56 167ZM163 168H161V170H162ZM165 169V168H164ZM208 169V168H207ZM3 170H2V172H1V167H0V172L2 173V175H4V173H5V171L7 170V169H5L4 170V172H3ZM55 170V169H54ZM53 170V171H54ZM97 170H99V168H97ZM141 170H142V168H141ZM166 170V169H165ZM180 170V169H179ZM178 170V171H179ZM213 170V171H214ZM228 170V169H227ZM9 171V170H8ZM7 171V172H8ZM52 171V172H53ZM60 171V170H59ZM82 171V170H81ZM84 171V170H83ZM89 171V170H88ZM88 171H86V173L88 172ZM111 171L113 172L114 170H112V168H111ZM110 171V172H111ZM123 171V170H122ZM130 171V170H129ZM132 171V170H131ZM151 171H152V168H151ZM151 171H149L150 173H151ZM156 171L157 172H155V173H157L158 174V169H156ZM164 171V170H163ZM177 171V172H178ZM181 171V170H180ZM263 171L264 170H260V172H262L263 173ZM10 172V171H9ZM9 172H8V174H9ZM14 172V171H13ZM12 172V174H14ZM25 172V168H24V170H23V172L21 171V176L23 175V173ZM51 172V173H52ZM55 172V171H54ZM75 172H76V169H75ZM80 172V171H79ZM92 172V171H91ZM121 172V171H120ZM126 172V171H125ZM127 172H128V170H127ZM149 172H147V174H148V176H149ZM162 172V171H161ZM176 172V171H175ZM181 172H183V171H181ZM186 172V171H185ZM228 172V171H227ZM226 171L225 172H223V175L225 176L226 175V173H227ZM259 172V171H258ZM1 173H0V179L2 180V178H1ZM51 173H49L50 175H51ZM64 173V172H63ZM77 173V172H76ZM85 173V172H84ZM83 173V176H85L86 178H87V176H86V173L84 174ZM90 173V172H89ZM123 173H124V171H123ZM122 173V174H123ZM130 173V172H129ZM153 174V176L155 175V177H156V174ZM174 173V172H173ZM187 174H188V172H186ZM229 173H227V177L225 176H223V175H221L220 176V174H219V176L221 177V179H222V177L223 178H227V181H231V174H229ZM237 173V172H236ZM246 173V174H245ZM256 173V172H255ZM262 173H258V176L259 177H261L262 175ZM7 174V173H6ZM20 174L19 175H17V173L15 174V175H17V177L19 176L20 178H21V176H20ZM54 174V173H53ZM52 174V175H53ZM128 173H125V175H127ZM162 174L164 175V173L162 172ZM168 175H169V171H168V173H167ZM167 174H165V177H167ZM175 174V173H174ZM173 174V175H174ZM180 174H182V173H180ZM180 174H179V172H178V175L180 176ZM228 174H229V176L231 177H229L228 176ZM248 174V175H247ZM46 175V174H45ZM58 175V174H57ZM62 175H64V174H62ZM88 175V174H87ZM101 175V174H100ZM103 175V174H102ZM125 175H123V176H125ZM132 175H133V177H134V174L132 173ZM160 175V174H159ZM163 175H161V177L163 176ZM242 175L240 174L239 175V177L238 178H240V177H242ZM10 176V175H9ZM40 176V175H39ZM82 176V177H83ZM89 176H90V174H89ZM94 175H93V173H92V177H93ZM98 176V175H97ZM106 176H107V174H106ZM114 176V175H113ZM119 176V175H118ZM151 176V175H150ZM153 176H152V178L150 177V181L148 180V182L150 183L151 182V180L153 179L154 180V178H153ZM158 176V175H157ZM171 176V175H170ZM178 176V177H179ZM181 176H184V174H182ZM219 176H217V178H220ZM232 176H235V174H233ZM238 176V175H237ZM236 176V177H237ZM7 177H8V175H7ZM15 177V176H14ZM13 177V178H14ZM19 177L17 178V179H19ZM22 177H24V176H22ZM38 177V176H37ZM42 177V176H41ZM44 177V176H43ZM51 177V176H50ZM61 177V176H60ZM63 177V176H62ZM76 177V176H75ZM131 177V176H130ZM161 177L159 176V177H157V178H155V180H159V181H161ZM172 177V176H171ZM189 177V174H188V176H184V177H181V178H183V180H184V178H188ZM197 177V176H196ZM211 177V176H210ZM214 177H211L210 179H211V181H213L212 180V178H214ZM230 179H229V178ZM34 178V177H33ZM76 178H78V177H76ZM75 178V179H76ZM79 178H81V177H79ZM78 178V179H79ZM108 178V177H107ZM114 178H115V176H114ZM117 178H119V177H117ZM122 178V177H121ZM126 178V177H125ZM135 178H136V176H135ZM138 179H139V177H137ZM174 178V177H173ZM173 178H171V180L173 179ZM217 178H214V182H215V179L216 180H218ZM235 177H233L232 179H234ZM258 178V177H257ZM59 179V178H58ZM65 179V178H64ZM63 179V180H64ZM77 179V180H78ZM82 179V178H81ZM84 179V178H83ZM88 179H90V178H88ZM124 179V178H123ZM132 179V178H131ZM169 180L170 179V177H167V178H165L164 179V176H163V180L165 181V180ZM178 179V178H177ZM177 179H175L176 181H177ZM229 179V180H228ZM236 179V178H235ZM72 180H73V178H72ZM87 180V179H86ZM90 180H92V179H90ZM112 180V179H111ZM130 180V179H129ZM135 180V179H134ZM142 179H140V181H141ZM154 180V181H155ZM165 181V182H168L169 183V186H171L172 184L170 183V182H172V181ZM189 179H185V183H188L187 185H188V187L190 186L189 185V182H187ZM238 180V181H237ZM237 180H234V181H237V182H239V179H237ZM240 180H243V178H240ZM23 181V180H22ZM85 181V180H84ZM117 181V180H116ZM115 181V182H116ZM120 181V180H119ZM119 181H118V184H119ZM125 181H126V179H125ZM143 182H144V179L142 180ZM153 181V182H154ZM157 181H155V182H157ZM205 181V180H204ZM219 181H222V180H219ZM225 181H226V179H225ZM229 181V182H230ZM254 181V180H253ZM255 181H256V179H255ZM40 182V181H39ZM65 182V181H64ZM76 182H78V181H76ZM81 182V181H80ZM79 182V183H80ZM100 182V181H99ZM109 182V180L107 181V183ZM127 182H128V180H127ZM134 182H138L137 181V179H136V181H134ZM143 182H141V184L143 183ZM214 182H212V183H214ZM223 182H224V180H223ZM232 182V181H231ZM243 182V181H242ZM248 182H250V181H248ZM62 181H61V186H60V189L62 188ZM82 183V182H81ZM80 183V184H81ZM113 183V182H112ZM132 183H133V181H132ZM131 183V181H130V184H132ZM159 183V182H158ZM161 183H163V182H161ZM179 182H177V184H178ZM183 183V182H182ZM205 183H207V182H205ZM204 183V184H205ZM247 183V182H246ZM118 184H116V187H120V185H118ZM128 184V183H127ZM135 184V183H134ZM134 184H132V187H133V185ZM137 184V183H136ZM139 184V183H138ZM140 184V185H141ZM171 184V185H170ZM177 184H176V186H177ZM208 184H209V182H208ZM59 185V184H58ZM58 185H57V189L59 188L58 187ZM99 185V184H98ZM118 185V186H117ZM139 185V190H142L143 191V184H142V186H140ZM151 185V184H150ZM149 185V186H150ZM155 185V184H154ZM210 185V184H209ZM227 185V184H226ZM70 186V185H69ZM83 186H84V184H83ZM112 186V185H111ZM113 186H114V183H113ZM138 186V185H137ZM136 186V187H137ZM145 186V185H144ZM152 186V185H151ZM156 186V185H155ZM168 186V187H169ZM179 186H181V185H179ZM179 186H177V187H179ZM98 187H100V186H98ZM110 187V186H109ZM115 187V186H114ZM128 187V186H127ZM126 187V188H127ZM130 187H131V185H130ZM132 187H131V192H132ZM134 187H135V185H134ZM163 187H165V186H163ZM167 187V186H166ZM165 187V189L167 190V188ZM176 187V188H177ZM233 187H235V186H233ZM53 188H56V187H53ZM74 188V187H73ZM108 188V187H107ZM111 189H112V187H110ZM122 188V187H121ZM120 188V189H121ZM125 188V189H126ZM221 188V187H220ZM117 189V188H116ZM125 189H123V190H125ZM130 189V188H129ZM134 189V188H133ZM151 189H153L152 187H151ZM170 189H172L171 187H170ZM170 189H168V191H170ZM179 189H182L181 187H179ZM178 189V190H179ZM107 190H109V189H107ZM136 190H138V189H135V191ZM138 190V192H140ZM173 190V189H172ZM188 190H190V188H188ZM33 191V190H32ZM40 193L41 194H43L42 192V190L40 189ZM111 191V190H110ZM115 190H113V192H114ZM120 191V190H119ZM127 191V190H126ZM128 191H130V190H128ZM134 191V190H133ZM134 191V192H135ZM142 191H141V196H140V198L141 197H143L144 196V194H142ZM205 191V190H204ZM137 192V191H136ZM137 192V193H138ZM145 193H146V191H144ZM171 192H173V191H171ZM29 193H31L30 191H29ZM108 193V192H107ZM136 193V194H137ZM188 193H193V191L191 190L190 192H188ZM204 193V192H203ZM207 193V192H206ZM97 194H100V193H97ZM112 194V193H111ZM128 194H129V196H130V193L128 192ZM135 194V193H134ZM172 194H174V192L172 193ZM222 194V193H221ZM260 194H262V193H260ZM34 195H35V193H34ZM108 194H106V196H107ZM119 195H120V193H119ZM127 195V193H125V195H124V199H125V196ZM174 195H176V193L174 194ZM184 194H182V195H178L179 197H182ZM195 195V194H194ZM210 195V194H209ZM241 195V194H240ZM239 195V196H240ZM137 196V195H136ZM177 196V197H178ZM188 195L186 194V197H187ZM226 196V195H225ZM264 196V195H263ZM26 197H28V196H26ZM35 197V196H34ZM132 197V196H131ZM174 197H176V196H174ZM173 197V198H174ZM176 197V201H178V200H180V199H178ZM185 197V198H186ZM194 197V196H193ZM129 198V197H128ZM137 198H139L138 196H137ZM137 198H135V200L137 199ZM224 198V197H223ZM241 198H243V195H242V197ZM43 199H45L46 200V198H42V197H39L38 196V198H35L34 200H32L31 198L29 199V197L27 198V200H26V204H25V207H24V209L25 210H23V211H25L24 213H25V215H26V220H25V224H26V231H27V233H28V235L31 233V228L29 227V224L31 223V222H35V223H38L39 222V218H40V213H39V211H41L42 209H40L39 208V205H41L42 204V200ZM107 199V198H106ZM112 199V198H111ZM111 199L109 200V201H111ZM120 199V198H119ZM144 199V198H143ZM178 199V200H177ZM196 199V198H195ZM116 199H114V201H115ZM135 200H134V202H135ZM142 200V199H141ZM183 200H185L184 199V197H183ZM240 201H236V202H238V205H241V204H239V202H241L243 199H239ZM126 200H124V202H125ZM128 201H130V200H128ZM194 202H195V200H193ZM83 202H85L84 200H83ZM137 202H139V200L137 201ZM141 202V201H140ZM144 202V201H143ZM142 202V203H143ZM180 202H181V200H180ZM180 202H177L178 204L180 203ZM190 202H192V201H190ZM193 202V203H194ZM228 202V201H227ZM232 202V201H231ZM235 202V203H236ZM262 203H263V205H264V198H262V201H261ZM7 203V202H6ZM107 204H105V206H108V202H106ZM113 203V202H112ZM116 203H117V201H116ZM115 203V204H116ZM141 203V204H142ZM188 203V205H189V202H187ZM192 203V204H193ZM234 202H232V205L233 206H235V208L232 206V205H230V206H232L235 210H239L238 208H236V204L234 205L233 204ZM242 203V202H241ZM244 203V202H243ZM262 203H261V207H262ZM123 204H125V203H123ZM135 204H136V202H135ZM137 204H139V203H137ZM136 204V205H137ZM177 204V205H178ZM183 204L185 205V201H183ZM195 204V203H194ZM222 204V202H220V205ZM24 205V204H23ZM42 205H44V204H42ZM74 207L72 208L71 206V208H72V210H74L75 209V211H74V215L75 216H77V214H80V215H85L86 214V211H84L83 210V207L81 206V204L79 205V203L76 201V202H74ZM110 205V204H109ZM143 205H145V202H144V204ZM187 205V204H186ZM196 205H198V203L196 204ZM202 205V204H201ZM227 205H229V203L227 204ZM2 206H5V205H2ZM13 206V205H12ZM133 206H135V205H133ZM141 206V205H140ZM139 206V207H140ZM190 207H191V203H190V205H189ZM193 207H194V205H192ZM223 208H224V205L222 204L221 205ZM220 206V207H221ZM229 206V207H230ZM243 206V205H242ZM242 206H239V207H242ZM109 207V206H108ZM144 207V206H143ZM186 207V206H185ZM189 207V208H190ZM197 207V206H196ZM42 208V207H41ZM43 208H44V206H43ZM84 208H86V207H84ZM136 208V207H135ZM192 208V207H191ZM197 208H199V207H197ZM263 208V210H264V206L262 207ZM7 209V208H6ZM6 209H0V220H2V218L3 217H5L6 215ZM40 209V210H39ZM109 209V208H108ZM137 210L139 209H143V208H136ZM219 209H222V208H219ZM225 209V208H224ZM234 209H232V210H234ZM242 209V208H241ZM8 210H10V209H8ZM212 210V209H211ZM234 210V211H235ZM43 211V210H42ZM44 211H45V209H44ZM47 211V210H46ZM54 211V210H53ZM61 211V210H60ZM63 211H65V210H63ZM69 212L71 211V210H68ZM145 211L146 210H144V212L143 213H145ZM225 211L227 212V210L225 209ZM224 211V212H225ZM231 210H229V212H230ZM49 212H52V210L51 211H49ZM56 212V211H55ZM57 212H59V211H57ZM68 212V213H69ZM98 212V211H97ZM105 212V211H104ZM107 212V211H106ZM219 212H220V210H219ZM242 211H240V213H241ZM47 213H48V211H47ZM133 213V212H132ZM140 213V212H139ZM141 213H142V211H141ZM238 213V212H237ZM239 213V214H240ZM105 214V213H104ZM108 214H110V213H108ZM149 214V212L147 213V215ZM50 215H51V217L52 218H54V220L53 221H55V219L57 220V218L59 217L60 218V220H66V222H70V220L68 221V217L70 216L69 214H67V211L66 212H59V213H54V212H52V213H50ZM117 215H118V213H117ZM120 215V214H119ZM126 215V214H125ZM137 215H139L138 214V212H137ZM91 216V215H90ZM100 216V215H99ZM108 216V215H107ZM120 216H122V215H120ZM142 216V215H141ZM73 217V216H72ZM119 217V216H118ZM140 217V216H139ZM69 218H71V216L69 217ZM84 218V217H83ZM99 218V217H98ZM101 218V217H100ZM114 218V217H113ZM124 218V217H123ZM82 220V224L84 223V220L83 219H81ZM98 220H100V219H98ZM153 220V219H152ZM151 220V221H152ZM5 221V220H4ZM52 221V222H53ZM90 221V220H89ZM143 221V220H142ZM138 222V221H137ZM4 222H2V224H3ZM34 223V224H35ZM56 223V221L54 222V224ZM152 223V222H151ZM34 224H33V227H34V229H32V230H34L33 232H35L36 234L35 235H37V233H38V231H36V230H38L39 228H38V224H35V226H34ZM63 224H67V223H64L63 221H62V225ZM81 224V223H80ZM87 224V223H86ZM139 224V223H138ZM156 224H158L157 222H156ZM1 225V224H0ZM4 225V224H3ZM71 226H75L74 224L72 225V221H71V224H70ZM84 225H85V223H84ZM140 225V224H139ZM144 224H142V226H143ZM145 225H146V223H145ZM148 225V224H147ZM144 226V228H147V229H152V232L149 234L150 236H149V240L151 239V238H153V239H156L162 232H163V229L165 228V226H153V225H151V227H149V226ZM155 225V224H154ZM2 226V225H1ZM61 226V225H60ZM64 226V225H63ZM66 226V225H65ZM92 226V225H91ZM107 226V225H106ZM110 226V228H109V232H108V236H107V241L105 242V244L103 245V246H101V243H97V244H95V245H93V243H92V241H91V239L89 238V235L88 234H85V235H79V236H74V234H73V237H70V239H68L67 237H62V236H60L59 235V237L56 239V238H54V239H56V243L57 244H59V248H57V246H55L54 244V246L56 247V254H58L59 256H62V259L64 258V257H66V259H67V261L69 262V264H77L76 262H70L71 261V259L73 258V259H75V258H77L78 259V261L80 260V261H82V263H83V261H84V263L85 264H111V262L112 261H116V262H122L121 260L124 258V257H126V255H127V253L130 251V245H126L125 244V242L123 241V237L120 235V233H119V231L114 227V226H112V225H109ZM122 226L123 225H121V229H122ZM136 226H137V224H136ZM142 226H140L139 227V229H142L143 227ZM90 227V226H89ZM120 227V226H119ZM124 227H126V225L124 226ZM129 227V226H128ZM142 227V228H141ZM58 228H61V227H58ZM63 228V227H62ZM61 228V229H62ZM65 228V227H64ZM93 228H94V225H93ZM2 229V228H1ZM0 229V230H1ZM70 229V228H69ZM108 229V228H107ZM129 229V228H128ZM75 230V229H74ZM96 230V229H95ZM100 230H102V229H100ZM176 230L177 231H180V232H182V233H185L186 231L188 232V229H187V226L185 225V224H183V223H179V224H177L176 225ZM4 231V230H3ZM62 231V230H61ZM143 231V230H142ZM60 232V231H59ZM92 232V231H91ZM90 232V233H91ZM103 233V232H102ZM83 234V233H82ZM92 234V233H91ZM132 234H134V233H132ZM63 235V234H62ZM131 235V234H130ZM2 236V235H1ZM64 236V235H63ZM72 236V235H71ZM28 237H30V235L28 236ZM37 237H38V235H37ZM144 237V236H143ZM38 238H41V237H38ZM139 238H141V236L139 237ZM138 238V239H139ZM2 239V238H1ZM95 239V238H94ZM97 239V238H96ZM103 239V238H102ZM142 239V238H141ZM148 240V239H147ZM35 242V241H34ZM33 242V243H34ZM43 242V241H42ZM41 242V243H42ZM53 242V241H52ZM103 242V241H102ZM138 242H140L139 240H138ZM38 243V242H37ZM133 243V242H132ZM33 245V244H32ZM37 245V244H36ZM38 245H40V244H38ZM42 245V244H41ZM44 245V244H43ZM47 246V245H46ZM46 246L44 247V249H48L49 247H50V245H49V247L48 248H46ZM31 247H33V246H31ZM40 248L42 247V246H39ZM43 247H42V251H43ZM55 247H53V248H55ZM259 250H260V254L262 255L263 254V257H264V248H263V245H261V246H259ZM30 249V248H29ZM33 249H35L34 247H33ZM257 249H258V247H257ZM31 250V249H30ZM49 251H50V249H48ZM262 251V252H261ZM44 252V251H43ZM46 252V251H45ZM31 254V253H30ZM30 254H28V255H30ZM39 255V254H38ZM42 255V254H41ZM45 255V254H44ZM52 255H53V253H52ZM45 256H47L48 257V255H45ZM101 256L102 257H104V259L101 261L100 259H101ZM30 257V256H29ZM31 258V257H30ZM27 259V258H26ZM54 259V258H53ZM144 259V258H143ZM57 260H58V258H57ZM55 261V260H54ZM53 261V262H54ZM61 261V260H60ZM64 261V260H63ZM145 261V260H144ZM52 262V261H51ZM58 262V261H57ZM57 262H55L56 264H57ZM54 263V264H55ZM66 263V262H65ZM64 263V264H65ZM80 264H82L81 262H79ZM142 263H143V261H142ZM50 264V263H49ZM53 264V263H52ZM60 264V263H59Z\"/></svg>",
	"mask_w": 264,
	"mask_h": 264
}]
</instances>
